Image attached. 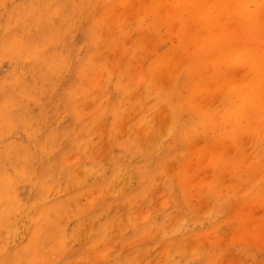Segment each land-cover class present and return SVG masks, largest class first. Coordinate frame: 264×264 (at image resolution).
<instances>
[{"label":"rangeland","instance_id":"374dc122","mask_svg":"<svg viewBox=\"0 0 264 264\" xmlns=\"http://www.w3.org/2000/svg\"><path fill=\"white\" fill-rule=\"evenodd\" d=\"M0 1L2 2L3 0H0ZM4 1H5L4 3L2 2L4 5L2 3H1L2 6L0 5V21H2L0 23L1 24V26H0V37H2L4 35L3 41H2V38L0 39V59H1V61H0V99L2 100V101L0 100V102H2L0 104V116L2 117L4 114V117H2V120L0 117V164H1V166L4 164L5 167L4 166L0 167V189H1L0 191H2V189L3 190L5 189L4 191H6L7 193L4 194V192L2 191L1 192L2 197H0V199H1L0 200V219H1V217L4 220L6 219V221L4 223H2L3 219H2V221H0V253H2L3 249L7 253L0 254L1 263L2 264L3 263L10 264V261H11V262H14L12 264H16V263L17 264L18 263L19 264H21V263L22 264H40V262H41V264H43L45 261L48 260L47 262H45V264H47V263L48 264H93L92 262H94V264H137V263L143 264L145 262L148 264H209V263L213 264V261L215 260V262H214L215 264H218V263L219 264H233V263L234 264H264V240H262V239H264V193H263L264 192L263 191L264 186L260 185V183L257 184V183L253 182L254 183L253 185L254 186L257 185V186H255V188H253V191H252V188L249 189V191H250V193H249V191H245V189H247V182L242 181V177H241L242 175L240 173L241 171H234L236 176H237V181H234V184L231 186L229 183V181H230L229 179L231 178L233 172L223 171L216 176L213 175V171L211 172L210 166H208L207 162H206L208 159V156L207 155L203 156L202 152L206 148V146L208 145L209 146L208 149L213 148L214 150H216L218 152L224 151L225 154L222 152L224 155H230L232 153V147L228 145V142H223V141L221 142L220 140L219 141L216 140L215 141L216 144L215 143L211 144L210 142L206 143L208 141V138L206 136L202 135L204 137H200L201 135L200 136H198V135L194 136V134H193L191 136L194 137L195 141L197 140L198 142L193 141L194 139H192V137L190 139V137H189L188 141H186L184 143V140L181 136H180L181 138L177 137L176 139L173 138L172 136H170V134H172V132L170 133L169 131H173V129H174V130H177L180 133H182V131L185 128H184V126H181L180 123H178V124L173 123L171 120L172 116H171L170 111L168 110L167 102H166V100H164V96H163L164 94H168L170 91L169 83H167L169 86H167L166 88L163 87V91H162L163 94H161L160 92H157L155 85H149V86H146L143 88V86L141 84L139 85L138 83L130 82L131 85L127 86L126 84H128L129 82H123L120 80V77H119L120 71H122L123 73H128V74H131L133 72L131 74V76L136 75L135 73H137V71L141 67V65H146V64L150 63V61L152 62L153 58L155 59L154 52H156L159 49H161V50H159L158 52H164V50L168 47L167 44H169L171 42L170 39H167L165 37L163 39H160V40L159 39L153 40L154 38H152V37H151V39H149L151 36L149 34H151V33L149 31H147V32L145 31V29H146L145 26H143V28H141V30H140V28L136 29L137 28L136 27V15H135L136 13L134 14V17L133 16L131 17V18H133L132 19L133 24H132V22H130V18H127V17L133 15V10H134V9H130L128 7V5H127L128 2H129V6L133 5L132 6L133 8H137L136 11H138L140 9L139 7L141 6V10H139L138 13L140 12L139 14L142 15V13H144V10L146 8L145 6L148 5V3L146 4V2H149L150 0H148V1L144 0L145 3H144V1L138 2L140 0H133V1L132 0H126V1L124 0L125 2L123 0H114L111 2V5L109 6V10L107 9L108 11L106 10V12H103L104 10H102L107 5V2L105 0H101V1L99 0L100 3L96 6H94V8H92V7H93V5H95L96 2L98 3V0H92V1H94V4H92L93 2L92 3L90 2L91 0H56L55 3H54V0H35V1H33V0H19V2H18V0H13L14 2H18L19 5L18 4L14 5V2L12 0H7V1L4 0ZM30 1H32V2H30ZM120 1L124 2V3L122 4ZM130 1H132V2H130ZM134 1L136 2V5H135ZM116 2H118V3H116ZM153 2L155 5L158 2V0H155ZM5 3H6V5H5ZM11 3L13 4V6L11 7V10L13 12L8 13L9 11H11L9 9V6H11ZM51 3H53V4H51ZM89 3L92 4V7H91L92 9L90 8V11L88 10L90 7ZM112 3L115 5H113ZM118 4L119 5L122 4V6L119 7ZM25 5L27 7H24ZM80 5H82L81 11L79 10L80 9L79 7H81ZM103 5H104V7H103ZM125 5L127 6V8H129L130 11L131 10L132 11H131V13L129 11L130 14H128L126 16L125 21H124V19H121V16L123 18V14L126 10ZM111 6H115L116 9H119L121 7H122L121 9H123L125 7L123 10L124 12L123 11H122V13H121V11L117 12V10L113 7L111 8ZM117 6L119 8H117ZM134 6H137V7H134ZM13 7H15V8L12 9ZM28 7H29V9H28ZM3 8H5V11L3 10ZM19 8L23 9V10L21 9L20 13H18L20 11ZM16 9H18V10H16ZM113 9L116 11L113 12ZM26 11L28 12V14ZM109 11H110V13L113 12L114 16H115V14H116V16L118 15L117 16L118 18L115 16L117 18L116 22H114L115 20L113 19L114 24H116V23L117 24L122 23L123 25L125 24V26H123V30H121L122 27L117 30V28H119L120 26L115 27L116 25H114L113 23H111V25H109L108 24L109 22H103L101 20V18L104 16V14L109 13ZM15 12H17L16 15L14 14ZM59 12L61 14H59ZM6 13L9 16L10 15L11 16L9 17ZM126 13L127 12H125V15H126ZM12 14L15 16H13ZM86 14H87V17L85 16ZM119 14L120 15L122 14V15L119 16ZM6 15L9 18L5 17ZM113 15H111V17L115 18ZM22 16H24V17H22ZM36 16H38V17H36ZM13 17H14V19H12ZM16 17H18V18H16ZM119 17H120V21H118ZM25 18H26V20H25ZM35 18H37V19H35ZM81 19H82V22H80ZM126 20L128 23L126 22ZM14 21H16V22H14ZM29 21H31V22H29ZM129 23H131V24H129ZM127 24L129 25L128 26L129 31L130 32L132 31V33H133V34L131 33L132 36H129L130 32L127 29ZM17 25H19V26H17ZM85 25H87L88 28H86ZM101 25L104 28H102ZM113 25L115 27L114 29L117 30L115 32L113 31L114 29H112ZM110 26H111V28L108 29V27H110ZM124 27L126 28V32H125ZM57 28H59V29H57ZM85 28L88 30H85ZM95 28L96 29L98 28V29L96 30ZM105 28H107L108 30ZM100 29H102V30H100ZM105 30H107V32H109V30H110V32H109L110 34L108 33L107 37H106L107 34H103V32H105ZM120 30H121V32L119 33ZM1 32L3 33L2 35H1ZM11 32L16 33V34H12ZM107 32H105V33H107ZM111 32H113V33H111ZM124 32H125V36H121V34L124 35L123 34ZM4 33L6 35H9V37L8 36L5 37ZM20 33H21V35H20ZM145 33H147L148 35ZM10 34H12V36ZM74 34L77 36L74 37L75 36ZM94 34H95V36H94ZM139 34L141 35L140 37L138 36ZM144 34H145V36H144ZM19 35L20 36L23 35L21 37V39L19 38L20 37ZM100 35H101V37L98 38V36H100ZM102 35L104 36V38ZM126 35L129 36V40H128V36H126ZM16 36H17V38H15ZM93 36L95 37V40H94ZM137 36L139 37V39L137 38ZM5 38H7L6 41H4ZM10 38H11V41H10ZM59 38H60V40H59ZM96 38H98V39H96ZM140 38H141V41H139ZM7 40H9L8 43H11V45L7 43L9 48L7 47V45L4 46V48H3L2 47L3 45H1V44L4 43V45H5ZM12 40H14L13 41L14 44L12 43ZM91 40H92V42H91ZM96 40H98V42ZM119 40H121V43ZM136 40H137V42H135ZM146 40H148V41H146ZM152 40L155 42H153ZM15 41H17V44L19 46L16 44ZM95 41H96V44H95ZM164 41H168V43L167 42L163 43ZM84 42H85V44H84ZM117 42H118V44L120 43L121 48L118 47L119 46L118 44L115 45ZM125 42L128 44L130 43V44L129 45L125 44ZM138 42H140V43L142 42L141 46H140V43H139V45L137 44ZM148 42L149 43L151 42L152 44L150 46H147V45H149ZM89 43H92V49L90 47H88ZM124 44L127 46H125ZM156 44L157 45L159 44V45L156 46ZM12 45H14V47H12ZM122 45H124V46H122ZM142 45H144V46H142ZM153 45H154V47L155 46L156 47L152 49ZM90 46H91V44H90ZM113 46H114V48L112 49L111 47H113ZM145 46H147V47H145ZM10 47L12 48L13 51H9V50H11ZM115 47H116V49H115ZM138 47H140V49ZM144 47H145V49H144ZM164 47H165V49H163ZM105 48L107 49L106 51L108 52V55H111L110 56V59H112L111 61L112 62L114 61L115 63H111L110 59H108L109 61L107 60V58H109V57H107V52H104ZM110 48L112 49L111 54L109 53L111 51ZM109 49H110V51H108ZM117 49H119V50H117ZM124 49H125V51H124ZM150 50H152V51H150ZM74 51L75 52L77 51V53H75ZM1 52H3V53L1 54ZM90 52H91V54H89ZM116 52H117V54H116ZM126 52H127L128 58L125 55ZM150 52H151V54H150ZM19 53H21V54H19ZM32 53H34V54L37 53V56L32 54ZM142 53H143V56H142ZM15 54L16 55L18 54V55L16 56ZM144 54L148 55V57L146 56L144 58ZM115 55H117V56H115ZM120 55L121 56L123 55L122 58ZM152 55H154V56H152ZM18 56H21V57H18ZM87 56H88V58H87ZM150 56H152V57H150ZM98 57H100L101 59L100 58L97 59ZM115 57L116 58L118 57L119 59H117V61H116ZM102 58L103 59L105 58L106 60H103ZM88 59H89V61L87 63ZM140 59H142V60H140ZM10 61H11V63H10ZM33 61H35L36 63ZM50 61L53 63H51ZM80 61H82V62H80ZM106 61H108V62L105 63ZM118 61L119 62L121 61V62L119 63ZM12 62H14V64ZM31 62L33 63V65ZM131 62H132V64H131ZM16 63H17V65H16ZM117 63H119V65ZM88 64H89V67L92 69H90L88 67ZM90 64H92V65H90ZM97 64H99V65H97ZM127 64H128V67H127ZM135 64L137 66H135ZM100 65L107 67L106 69L108 71H111L112 66H113L112 67V69H113L114 67H116L118 65L116 67V69L114 68L115 72L112 70L116 74H114L112 71H111V73L110 72L108 73V75H112V77H111L112 79L109 78L111 81L108 80V81H106V83L104 82L105 80H107V77H109V76L108 75H107V77L105 76L106 75V72L104 71L105 68L104 67H98ZM109 65H112V66H109ZM14 66H16L15 69L13 68ZM95 66H97L98 68H96ZM86 67H88V68H86ZM102 68H104V69H102ZM126 68H128V69L126 70ZM131 68H134V69L132 70ZM172 69H171V71H172ZM79 70L81 71L80 74H78ZM129 70H130V72H129ZM98 71H100V72H98ZM92 72H95V73L98 72V73L95 74ZM10 73H12V74L10 75ZM76 75H77V77H76ZM89 75H90L92 80L89 78ZM95 75H96L97 79L96 78L94 79ZM10 76H11V78H10ZM34 78L37 79V81L34 80ZM76 79H77V82H76ZM89 79H90V81H89ZM102 79H105V80L103 81L104 82L103 85L101 83L102 87L99 89V86H101V85L98 82H99V80L101 82ZM113 79H114V83H116V85L113 83ZM78 80H80V82ZM86 80L89 82H87ZM2 81L4 83H2ZM41 81H43V82H41ZM11 83H14V84H11ZM88 83L90 84V86ZM162 85H163V83H162ZM22 86H23L24 90H22ZM68 86L70 88H68ZM12 87H15L14 89H16V90L14 91V89ZM104 87H106V88H104ZM133 87H134V89H133ZM138 87H139V89H138ZM9 88H10V90H9ZM86 88H87V91L89 92L88 95L86 94V92H87ZM90 88H91V90L96 89L95 92L91 91ZM103 88L105 91L103 90ZM74 89H77L76 92ZM83 89H85L86 92ZM136 89H137V91H136ZM3 91H5V93ZM6 91L8 93H6ZM28 91H29V93H27ZM114 91H116V92H114ZM124 91H125V93H124ZM77 92H78V95H77ZM84 92H85V95H83ZM65 93H66V95H65ZM79 93H81V94H79ZM4 94H7V95L5 97H3ZM139 95H142V96H140V98H139ZM20 96H21V99L18 98ZM77 96H79V97L77 98ZM84 96H86V97H84ZM132 96H134V98ZM168 96L171 98L175 97V96H172L171 94H169ZM122 97L123 98L125 97L124 100ZM54 98H55V100H54ZM93 98L95 100H92ZM126 98H130L132 100H134V99L139 100L140 103H142V100H145V103H149V105L145 104L143 102L144 106H143V104H141L142 106H140L139 102H137V104H136V100H134L135 103H134V101L132 103V101L130 99L126 100ZM144 98H148V102H147V99H144ZM149 98H150V100H149ZM81 99H83V101ZM121 99H122V101H121ZM91 100H92V102H91ZM125 100H126V102H124ZM8 101H9V103H8ZM36 101L38 102V104L36 103ZM102 101H104V102H102ZM128 101H130V103H132V104H129ZM89 102H91V103H89ZM97 102H98V104H100V103L101 104L98 105ZM111 102L113 103L112 105H111ZM114 102L117 103V106L115 105ZM105 104L107 106L104 107L103 105H105ZM128 104L131 105V106H128L130 108L129 111L127 110L129 108L125 107ZM120 105L124 106L125 108L120 109V107H122ZM109 106L111 109L107 108ZM89 107H90V111H89ZM112 107H114V109ZM133 108H135V112L131 111V110H134ZM117 109H119L120 111H118ZM25 110H27L29 113H32V114L28 115L25 112ZM92 110H94V111H92ZM110 110H112V111H110ZM116 110L118 111V113ZM123 110H124V112H123ZM35 111L37 112V114ZM158 111H160V113H158ZM131 112L133 113L132 115H131ZM162 112H165V114ZM147 114H148V116H147ZM157 114H159V116H162V117L160 118L159 116H156ZM32 115L33 116L35 115V117H33ZM36 115H37V117H36ZM112 115H113V117H112ZM117 115H118V117H117ZM136 115H138V118L135 117ZM139 115L141 116V118ZM59 116H61V117H59ZM84 116H85V118H84ZM97 116H98V118H97ZM126 116L127 117L129 116V117L127 118ZM16 117H17V119H16ZM43 117H44V119H43ZM54 117H55V119H54ZM87 117H88V121H86ZM114 117H117L118 119L114 118ZM148 117H150V119ZM157 117H159V118H157ZM181 117H182V119H185L186 115H184V117L182 115ZM3 118H4V120H3ZM36 118H38V119H36ZM57 118H58V120H57ZM72 118H73V120H72ZM91 118H92V120H91ZM93 118H94V122H93V125L91 124L92 125L91 126L90 124H88V122L91 123L93 121ZM112 119H114V120L117 119V120L114 121ZM166 119H167V121H166ZM44 120H46V121H44ZM132 120H134V121L130 122ZM154 120H156V122ZM95 121L96 122L98 121V124ZM99 121H101L102 123ZM112 121H113V125L111 123ZM142 121H143V124H142ZM4 122H5V124H4ZM45 122L47 125H45ZM57 122H59V123H57ZM148 122L150 123L151 126L149 125ZM153 122H155V123H153ZM162 122H163V125H161ZM66 123H67V125H66ZM102 124H103V126H102ZM135 124H137L138 126H136ZM64 125H66V126H64ZM123 125H125V127H127V129H124ZM167 125H170L171 127L170 126L166 127ZM83 126H87V127H83ZM89 126H90V128H89ZM132 126H134L136 128H134ZM157 126H158V128H157ZM52 127H54V128L52 129ZM120 127H123V128H120ZM129 127H132V128H129ZM150 127H151V129H150ZM49 128H50V130H49ZM95 128L98 130V132H97V130H95ZM106 128H107V130H106ZM123 129L125 131H123ZM137 129L143 130V132L141 131V133H142L141 135H140V131H139V133L138 132L135 133V130H137ZM15 130L17 132H15ZM116 130H119L118 134H117ZM145 130L148 131L149 133L146 132ZM162 130L164 132H162ZM21 131H22V133H21ZM144 131L147 135L144 136V138H143V134L145 135ZM155 131H157V132H155ZM23 132H24V134H23ZM129 132H130V135H129ZM20 133H21V136H19ZM132 134L133 135L135 134V135L133 136ZM157 134H159V135L157 136ZM14 135H16V136H14ZM24 135H26V137ZM150 135H151V137H149ZM162 135H164L165 138L164 137L162 138ZM13 136H14V139H13ZM33 136H35V137H33ZM156 136H157L156 142H154ZM195 137H197V138H195ZM9 138H11L13 141ZM141 138H143L144 141L139 143ZM6 139H7V142H6ZM26 139H28V140H26ZM19 140H21V141H19ZM29 140H30V143H28ZM18 141L20 142V144ZM131 141L133 142L134 145L132 144ZM203 141H204V143H203ZM11 142H12V144H10L11 145L10 146L9 143H11ZM37 142H38V145H37ZM153 142L158 147V148L155 147V145L153 144L155 150L154 149L152 150V148H150V145ZM34 143H35V145H34ZM44 143H46V144H44ZM158 143H161V144H158ZM190 143L191 144L194 143V144L191 145ZM29 144H31V145H29ZM139 144H140V146H139ZM145 144H146V146H145ZM148 144H149L150 149H148ZM189 144L191 145L190 147H188ZM204 144H206V145H204ZM129 145H130V147H132V146L133 147L130 148ZM164 145H165V147L162 150ZM15 146H16V148H15ZM91 146L93 148L96 146V148L93 149V148H91ZM217 146H218V148H220V146H221L222 149L217 150ZM98 147H100V149ZM151 147H153V146H151ZM187 147H188V149H187ZM159 148H160V150H159ZM189 148L194 152L192 154L193 157L196 156V159H194L191 155L194 162L191 160V157H189V155L191 154V150ZM15 149H16V151H15ZM22 149H24L26 151V153L24 152V150L22 151ZM41 149H43V150H41ZM97 149H99V150H97ZM156 149H158V150H156ZM226 149H228V151ZM10 150H12V151H10ZM137 150H138V152H136ZM32 151H34V152H32ZM83 151H86V152L83 153ZM156 151H158L157 152L158 154L156 153ZM170 151L172 153H170ZM189 151H190V153H189ZM211 151H212V149H211ZM230 151H231V153H229ZM13 152H15L14 153L15 156L13 155ZM146 152H148V154ZM166 152H168V153H166ZM8 153H10V154H8ZM131 153H133V154H131ZM182 153H184V154L182 155ZM169 154H171V155H169ZM9 155H10L11 159L8 158ZM72 155H73V157H72ZM11 156H13L14 158L12 159ZM128 156H130V159ZM151 156H152V159H151ZM164 156L166 159L162 160L164 158ZM172 156H174V159H176V160H174ZM175 156H176V158H175ZM37 157H39V158H37ZM127 157H128V159H127ZM185 157H186V159L189 158L188 160H190V161L188 162V160H185ZM7 158L9 161L7 160ZM43 158H46V159H43ZM75 158H79V159H77L78 161ZM137 158H139V159H137ZM4 159H5V163H4ZM102 159H103V161H102ZM136 159L137 160L141 159V161L137 162ZM169 159H171V160H169ZM202 159L205 160L204 162H206V163H204L202 161ZM151 160H152V162H151ZM160 160H162V161H160ZM172 160L175 161L173 164H172V162H173ZM11 161L14 163L9 165V163H11ZM41 161L43 162V167H41L42 166ZM45 161L47 162L46 164H47L48 168H44V167H46ZM164 161L166 164H164ZM199 161H200V163L202 161L203 165L202 164L201 165H202V167L207 168V170L205 169L207 172H205V171L203 172V169L201 168V170L203 172L202 173L200 168H197V166L199 167V165H200V163H198ZM158 162H159V164H158ZM181 162L183 164H181ZM186 162H187V164H186ZM17 163H19V164H17ZM146 163L150 164V165L147 166ZM179 163L182 165V166H179L180 168L178 167ZM21 164L24 166V168L26 167V169H27L26 171L23 168V166H21ZM50 164H52V165H50ZM143 164H144V166L141 167V165H143ZM169 164H171V167H173L172 169L170 166H166ZM191 164H192V166H191ZM13 165L15 167H13ZM54 165L56 166V168L54 167ZM159 166H160V168H159ZM143 167H144V169H143ZM163 167L167 168V169L165 168L166 171ZM190 167H192V168H190ZM139 168H140V171H139ZM158 168L160 170H158ZM176 168L181 169L182 170L181 173H180V171L176 172V170H177ZM14 169H15V171H20L19 172L20 175L16 174L15 171L13 172ZM53 169H55L56 171L55 170L53 171ZM124 169H125V172H123ZM135 169L139 172H136ZM141 169L143 170V172H141L142 171ZM156 169H157V171H156ZM163 169H164V172H163ZM28 170H30V171H28ZM21 172L23 174L25 172L27 175L21 176V174H22ZM133 172H135V173H133ZM173 172L180 173L179 174L180 176L178 174L176 175V173L174 174ZM237 172H239V174H237ZM11 173H13V174H11ZM14 173H15V175H14ZM59 173H60V175H59ZM103 173H104V175H103ZM170 173H171V176H170ZM172 173L176 177L173 176ZM209 173H210V175H213L212 176L213 178L209 175ZM227 173L230 175L229 179H228L229 175L226 176ZM30 174L32 175L33 178L28 177V176H31ZM16 175H18L17 179H16ZM9 176H12V177H9ZM19 176H21V177H19ZM122 176H124V177H122ZM172 176L174 177V179L172 178L173 180L171 181L169 179H171ZM177 176H179V177H177ZM203 176L204 177L209 176V179L207 178V180H206ZM263 176H264V174H263ZM22 177H24L23 179H25L24 182H23V179L21 180ZM26 177H28V179L30 178L29 181H27L28 179ZM195 177H196V179H195L196 181L194 180ZM200 177H203V179H205V181H203V180L198 181V180H200L199 179ZM238 177H239V179H238ZM32 179H36V180H32ZM38 179H39L40 188H39V186H36L38 184V183H36V182H38L37 181ZM96 179H98V180H96ZM211 179H213V180H211ZM225 179H227L229 181L226 182ZM260 179H261V176H260ZM263 179H264V177H263ZM8 180H10V181L7 182ZM41 180H44L43 181L44 183L41 182ZM186 180H190L191 182L186 181ZM16 181L18 182V184ZM34 181L36 184L33 183ZM47 181H49V184H47ZM85 181H87V182L85 183ZM170 181H171V183H170ZM177 181H178V183H177ZM209 181L211 183H209ZM214 181L216 183H219V185H217L218 188H216L215 191L212 189ZM240 181H242V182H240ZM173 182H176V183H173ZM181 182L185 185V188H183L184 185L182 186ZM196 182H197V186L195 185ZM257 182H259V181H257ZM10 183H11V185H10ZM168 183L170 185L176 184L177 186L175 185L176 187L175 186L172 187L173 185L170 186ZM5 184H6V186H5ZM71 184L73 186H71ZM242 184H243V186H242ZM180 185L182 187H180ZM11 186H14L12 188V190L13 189L14 190H13V192L10 193ZM199 186H201V187H199ZM235 186H236V188H235ZM241 186H242V188H244V190H240L238 192V189ZM189 187H190V190H189ZM196 187H199V189L202 192L200 190H197V189L195 190ZM192 188H194L195 191ZM206 188H208V189L210 188V190L212 192H210V190L207 191ZM228 188H229V192L227 191ZM160 190H162V191H160ZM176 190L180 196L178 195V193H176ZM133 191H135V192H133ZM170 191H171V193H170ZM243 191H245V192L243 193ZM160 192H162V193H160ZM196 192H199V194L198 193L195 194ZM235 192H237L238 194L237 193L235 194ZM257 192H259V194L261 192V195L258 196ZM9 193L11 195H9ZM105 193L107 194L108 197L106 196ZM211 193L213 194L212 196L210 195ZM248 193H249V195H247ZM262 193H263V195H262ZM141 194H142V196H141ZM184 194H185V196H184ZM245 194H246V196H245ZM103 195H104V197H103ZM164 195H165V197H164ZM207 195H208V197H207ZM227 195L230 197H228ZM242 195H244V196H242ZM53 196H55V197H53ZM61 196H63V197H61ZM148 196L149 197L151 196L150 197L151 201L149 200ZM202 196L205 198L202 199ZM235 196H237V197H235ZM9 197H11V198H9ZM92 197H95V198H92ZM177 197H178V199L176 200ZM183 197H184L185 202L188 201L187 204L184 203V201L182 200ZM244 197L248 198L249 200L248 199L245 200ZM253 197H255V198H253ZM256 197H258L257 200H255ZM115 198L118 200H116ZM225 198H229V199H225ZM240 198L241 199L243 198V199L241 200ZM250 198L252 199V201ZM16 199H17V201H16ZM50 199H52V200H50ZM86 199H87V201H85ZM189 199L191 201H189ZM205 199H206V202H205ZM210 199H211V201H210ZM170 200H171V202H170ZM194 200H198L199 204H197ZM208 200H209L211 206H208L209 203L206 204ZM235 200L238 202H236ZM69 201L71 202V207H70ZM96 201H97V203H96ZM193 201L195 203H193ZM203 201L205 203H202ZM213 201H215L216 205L213 204L214 203ZM176 202H178V203H176ZM191 202L195 205H193V204L191 205ZM15 203H16V205H18V203H19V205L16 206ZM205 204L208 206L207 207L208 209L212 207V204L215 207L213 209H209V213H207L205 211L208 209L205 210V208H204ZM14 205L16 206L17 209H19V207L21 205L20 208H22L23 210L21 211L19 209V212H18V210L16 211V209L14 210L13 209ZM43 205H45V206H43ZM83 205H85V206H83ZM109 205H111V206H109ZM188 205H191L192 206L191 208L193 210L190 209V206H188ZM226 205L228 206V208ZM232 205L234 206L233 207L234 210L232 208ZM133 206H134V208H133ZM223 206H225V207L223 208ZM193 207H195V210ZM40 208H43L46 210L42 211V209H40ZM10 209H13V210H10ZM26 209H28V210H26ZM161 209H162V211H161ZM216 210L217 211L219 210V211L217 212ZM46 211L48 212V214H46V216L49 215V212H51L50 213L51 216L49 215L47 218H46V216H43L42 213L45 214ZM88 211H89V213H87ZM249 211H251V212H249ZM38 212H39V214L37 216ZM123 212H124V214H123ZM192 212H194V213H192ZM195 212H199V213H197V215H196ZM213 212H215V214H213ZM77 213H80V215ZM182 213H184V214H182ZM191 213H192V215H191ZM198 214H200V216ZM243 214H245L244 215L245 218L242 216ZM123 215H124V217H123ZM134 215H135V217H134ZM207 215H208L209 219L207 218ZM231 215H234L233 216L234 218ZM20 216L22 219L20 218ZM63 216H65V217H63ZM70 216H71V218H70ZM177 216H179L180 218ZM181 216H183V217H181ZM50 217H51V219H50ZM173 217L175 218V221H174ZM194 217H196L195 218L196 220L194 219ZM229 217L231 218V220ZM206 219L210 220V221H207ZM20 220H21V222H20ZM48 220L50 221L51 225L50 224L46 225V223H48ZM229 220L233 221V222H228L230 224H229V226H226L228 224V223H226V221H229ZM95 221H96V223H95ZM120 221H122V222H120ZM168 222L171 224H169ZM181 222H182V224H181ZM1 223L4 224L5 226L2 225ZM5 223H7V224H5ZM43 223H45V225ZM87 223H88V225H87ZM124 224H125V227H124ZM165 224H166V226H165ZM176 224L177 225L181 224V225H180V227H178ZM207 224H209V226ZM9 225H10V227H8ZM120 225L122 226V229H121ZM115 227L117 229H115ZM129 227H130V229H129ZM85 228L87 229L86 231H85ZM174 228H176V229H174ZM20 229L21 230L23 229V231H21ZM143 229H144V231H143ZM173 229H174V231H173ZM158 230L161 232H159ZM259 230H262V232H258ZM17 231H19V232H17ZM79 231H81V233ZM156 231H157V233H156ZM130 232H131V234H130ZM202 233L205 234L206 239ZM207 233H209V234H207ZM251 233H252V235H251ZM256 233H258L257 234V236H258L257 241L258 242L256 241L255 243L254 242L252 243L250 239H252V241H255V237H257L255 235ZM44 234H45V237L43 236ZM56 234H58V236H56ZM120 234H121V236H120ZM152 234H153V236H152ZM165 234H166V236H165ZM211 234H213V235L215 234L216 236H215V238H211V240H210L209 237L213 236ZM229 235H230V237H228ZM240 235H242V236L240 237ZM88 236H90V237H88ZM187 236H188V238H187ZM43 237H44V240L42 239ZM216 237H217V239H216ZM138 238H140V239L138 240ZM202 238H204V240H206L205 241L206 244L204 243V240ZM54 239H55V241H52ZM189 239H192V240L188 241ZM207 239H209V240L207 241ZM77 240L79 241L78 243H77ZM177 240H178V242H177ZM43 241H45V242H43ZM184 241H186V243L183 244ZM191 241H192V244H191ZM51 242H54V243H51ZM193 242L197 245H195ZM104 243H105V245H104ZM127 243L129 245H127ZM154 243H155V246H154ZM170 243H172V245H173L172 249L170 250L172 253L169 251V249L171 248ZM102 245H103V247H102ZM162 245H164L165 247L164 246L161 247ZM177 245H179V246H177ZM180 245L182 246V248ZM110 246H114V247H112L113 249ZM152 246H154V247H152ZM169 246H170V248H169ZM189 246H190V248H189ZM121 247H123L124 249L122 248L123 249L122 250ZM7 248H9V249H7ZM10 248L13 250H10ZM160 248H161V250H160ZM176 248L178 249V253L175 254V252H177ZM100 249H101V251H100ZM202 249H204V250H202ZM21 250H22V252H19ZM181 250H183V251H181ZM192 250L193 251L197 250V253L194 252V254H193ZM10 251H13L12 254H9ZM95 251H98V252H95ZM113 251H115V252H113ZM167 251L169 254L167 253ZM208 251H211V252H208ZM173 252H174V254H173ZM15 253L18 255L21 253L20 257L17 256L18 259L20 258L19 262L16 261L17 258L12 261V259L14 257H16ZM52 253H53V255H52ZM158 253H160V254H158ZM190 253H192L193 255H190ZM132 254H134L133 257H132ZM171 254H173V255L171 256ZM186 254H187V257H186ZM199 254H201V255H199ZM24 255L26 256V258H24L25 257ZM39 255H40V257H42V261L44 260L43 262L40 261L41 260L40 258H39L40 260L37 261ZM166 255H167V257H166ZM2 256H4V257H2ZM206 256H207V258H205ZM177 257H180V258H177ZM109 259H111V260H109ZM145 259L148 261H146ZM165 259H166V261H165ZM204 259H206L207 261ZM5 260H9V262L8 261L5 262ZM143 260H144V262H143ZM15 261H16V263H15ZM49 261L51 263H49ZM170 261H171V263H170ZM155 262H157V263H155ZM204 262H206V263H204Z\"/></svg>","mask_w":264,"mask_h":264},{"label":"bare ground","instance_id":"6f19581e","mask_svg":"<svg viewBox=\"0 0 264 264\" xmlns=\"http://www.w3.org/2000/svg\"><path fill=\"white\" fill-rule=\"evenodd\" d=\"M7 1V0H6ZM13 1V0H12ZM33 1H35V0H33ZM55 1L56 0H54V3H55ZM101 1V0H100ZM106 2H107V5H106V7H104V5H103V9L102 10H104L103 12H106V10L108 9L109 10V6L111 5V2L112 1H114V0H105ZM124 1V0H123ZM126 1V0H125ZM124 1V2H125ZM133 1V0H132ZM132 1H130V2H132ZM141 1H144V0H140V1H138V2H141ZM146 1H148V0H146ZM153 1H155V0H150L149 2H146V4L148 3V5L147 6H145L146 8H145V10H144V13H142V15H140L139 13H138V11L139 10H141V6L139 7L140 9L138 10V11H136L137 10V8H133L131 5L129 6V2H128V7L130 8V9H134L133 10V15H131V16H129V17H127V18H130V22H132V19L133 18H131L132 16L134 17V14L136 15V29H139L140 28V30H141V28H143V26H145L146 27V29H145V31L147 32V31H149L151 34H149V35H151L150 36V38L149 39H151V37L152 38H154L153 40H160V39H163L164 37L165 38H167V39H170L171 40V42L169 43V44H167L168 45V47L165 49V47L163 48V49H165L164 50V52H158L159 50H161V49H159V50H157L156 52H154V54H155V59L153 60L152 58V62L150 61V63H148V64H146V65H141V67L138 69V71H137V73H135L136 75H134V76H131V74L133 73L132 71V73L131 74H128V73H123L122 71H120L119 73H120V75H119V77H120V80L121 81H123V82H129L128 84H126L127 86H129V85H131L130 84V82H135V83H138L139 85L141 84L142 86H143V88L144 87H146V86H149V85H155V87H156V90H157V92H160L161 94H163V87L164 88H166L167 86H169L170 85V91H169V93L168 94H164L163 96H164V100H166V102H167V106H168V110L170 111V113H171V116H172V118H171V120H172V122L173 123H180V125L181 126H184V130L182 131V133H180L179 131H177V130H174L173 129V131H169L170 133L172 132V134H170V136H172L173 138H177V137H182L183 138V140H184V143L186 142V141H188V138L190 137V139H191V135H193L194 134V136L195 135H198V136H200V137H204V136H206L207 138H208V141L206 142V143H215V141L216 140H220L221 142L223 141V142H228V145L229 146H231L232 147V153H231V151L229 152V153H231L230 155H224L225 153H224V151H222V152H218V151H216V150H214L213 148H209L208 149V145L206 146V148L203 150V156L204 155H207L208 156V159H207V165L208 166H210V169H211V172L213 171V175L214 176H216V175H218L219 173H221V172H223V171H229V172H233L232 173V176H231V178H230V175L227 173L226 174V176L227 175H229V177H228V179L230 180H227V179H225L226 180V182L227 181H229V183H230V186L231 185H233L234 184V181H237V176H236V174H235V172L234 171H241L240 173H241V177H242V181L244 182H247V189H245V191H249V189H251L252 188V191H253V188H255V186H257V185H253L254 183H260V185H263L264 186V179H263V174H264V0H158V2L154 5V2ZM3 3L5 2L4 0L2 1ZM1 1H0V5H1V3H2ZM14 2V1H13ZM18 2H19V0H18ZM18 2H14V5H16V4H18ZM30 2H32V1H30ZM58 2V1H57ZM92 4H94V1H90ZM121 2V1H120ZM124 2H121L122 4L124 3ZM135 2V1H134ZM2 3V4H3ZM10 3V2H9ZM26 3V2H25ZM97 3V2H96ZM95 3V5H93V7H92V4H90L89 3V5H90V7H89V11H90V8L92 7V8H94V6H96V5H98L100 2H99V0H98V3L96 4ZM116 3H118V2H116ZM144 3H145V1H144ZM50 4V3H49ZM51 4H53V3H51ZM113 4V3H112ZM122 4L121 5H119V7L120 6H122ZM4 5V4H3ZM5 5H6V3H5ZM19 5V4H18ZM113 5H115V4H113ZM135 5H136V2H135ZM143 5V4H142ZM2 6V5H1ZM13 6V4L11 3V6H9V9L11 10V7ZM81 7H79L80 9V11L82 10L81 8H82V5H80ZM126 6V5H125ZM138 6V5H137ZM137 6H134V7H137ZM19 7V6H18ZM17 7V8H18ZM24 7H27L26 5L24 6ZM102 7V6H101ZM115 8V6H111V8ZM118 6H117V8H119ZM132 7V8H131ZM143 7V6H142ZM6 8V7H5ZM5 8H3V10L5 11ZM15 7H13L12 9H14ZM31 8V7H30ZM91 8V9H92ZM122 8V7H121ZM121 8H119V9H116L117 10V12H119V11H121V13H122V11L124 10V8L123 9H121ZM129 8H127V6H126V10H125V12H127L126 13V15H125V12H124V14H123V18H122V14L120 15L119 14V16H121V19H124V21H125V18H126V16L128 15V14H130L131 13V11L129 10ZM8 9V10H9ZM22 9V8H21ZM21 9L19 8V12L18 13H20L21 12ZM25 9V8H24ZM28 9H29V7H28ZM27 9V10H28ZM60 9V8H59ZM16 10H18V9H16ZM23 10V9H22ZM107 10V11H108ZM111 10V9H110ZM116 10H114L113 9V12H115ZM3 11V12H4ZM39 11V10H38ZM43 11V10H42ZM57 11V10H56ZM129 11H130V13H129ZM13 11L11 10V11H9L8 13H12ZM27 12V11H26ZM113 12L112 13H110V11H109V13H107V14H104V16L101 18V20L103 21V22H109L108 24L109 25H111V23H113L114 24V22H116V19L118 18L117 16H116V14H115V16L117 17H115L114 15H113ZM116 12V13H117ZM143 12V11H142ZM16 13L17 12H15L14 14L16 15ZM91 13V12H90ZM7 14V13H6ZM27 14H28V12H27ZM59 14H61L60 12H59ZM89 14V13H88ZM138 14V15H137ZM8 15V14H7ZM7 15L5 16V17H7ZM13 15V14H12ZM15 15H13V16H15ZM24 15V14H23ZM111 15H113L115 18H113V17H111ZM9 16V15H8ZM11 16V15H10ZM9 16V17H10ZM62 16V15H61ZM60 16V17H61ZM86 17H87V14L85 15ZM9 17H7V18H9ZM22 17H24V16H22ZM21 17V18H22ZM36 17H38V16H36ZM85 17V18H86ZM95 17V16H94ZM16 18H18V17H16ZM63 18V17H62ZM89 18V17H88ZM12 19H14V17L12 18ZM35 19H37V18H35ZM64 19V18H63ZM115 21H114V20ZM25 20H26V18H25ZM128 20V19H127ZM127 20H126V22H127ZM7 21V20H6ZM114 21V22H113ZM118 21H120V17H119V19H118ZM123 21V20H122ZM123 21V22H124ZM2 21H0V23H1ZM14 22H16V21H14ZM29 22H31V21H29ZM38 22V21H37ZM80 22H82V19H81V21ZM89 22V21H88ZM128 23V22H127ZM20 24V23H19ZM36 24V23H35ZM88 24V23H87ZM121 24V25H120ZM129 24H131V23H129ZM132 24H133V22H132ZM13 25V24H12ZM15 25V24H14ZM48 25V24H47ZM108 25V26H109ZM114 25H116L115 27H118V26H120L119 28H117V30L118 29H120L121 27V30H123V26H125V24L123 25L122 23H116V24H114ZM114 25L112 26V29H114L115 27H114ZM0 26H1V24H0ZM7 26V25H6ZM17 26H19V25H17ZM37 26V25H36ZM86 26V28H88L87 27V25H85ZM128 24H127V29H128V31H129V28H128ZM131 26V25H130ZM135 26V25H134ZM40 27V26H39ZM101 27H102V25H101ZM7 28V27H6ZM20 28V27H19ZM85 28V30H88V29H86ZM99 28V27H98ZM97 28V29H98ZM102 28H104V27H102ZM111 28V26L110 27H108V29H110ZM125 28V27H124ZM134 28V27H133ZM57 29H59V28H57ZM96 29V28H95ZM96 29V30H97ZM105 29H107V28H105ZM107 29V30H108ZM111 29V30H112ZM135 29V28H134ZM31 30V29H30ZM100 30H102V29H100ZM107 30H105V32H107ZM117 30H113L114 32L115 31H117ZM121 30L119 31V33L121 32ZM13 31V30H12ZM91 31V30H90ZM139 31V30H138ZM92 32V31H91ZM105 32H103V34H107L106 35V37L108 36V33L110 32V30H109V32H107V33H105ZM125 32H126V28H125ZM125 32L123 33L124 35H122L121 34V36H125ZM130 32V31H129ZM128 32V33H129ZM141 32V31H140ZM7 33V32H6ZM12 33V32H11ZM18 33V32H17ZM27 33V32H26ZM33 33V32H32ZM75 33V32H74ZM77 33V32H76ZM94 33V32H93ZM111 33H113V32H111ZM131 33H132V31L130 32V35L129 36H132L131 35ZM138 33V32H137ZM3 33L1 32V35H2ZM5 34V33H4ZM12 34H16V33H12ZM12 34H10L11 36H12ZM44 34V33H43ZM91 34V33H90ZM110 34V33H109ZM133 34V33H132ZM141 34V33H140ZM138 35L139 37L141 36V35ZM145 34H147V33H145ZM145 34H144V36H145ZM20 35H21V33H20ZM19 35V36H20ZM49 35V34H48ZM75 35V34H74ZM93 35V34H92ZM128 35H126V36H128ZM143 35V34H142ZM148 35V34H147ZM4 36V35H3ZM3 36L2 37H0V39L2 38V41H3ZM9 37V35H6L5 34V37ZM15 36V35H14ZM13 36V37H14ZM23 36V35H22ZM22 36H20L19 38L21 39V37ZM59 36V35H58ZM77 35H75L74 37H76ZM94 36H95V34H94ZM93 36V37H94ZM103 36V35H102ZM110 36V35H109ZM129 36H128V40H129ZM137 36V38L139 39V37ZM80 37V36H79ZM99 37H101V35L100 36H98V38ZM15 38H17V36L15 37ZM88 38V37H87ZM98 38H96V39H98ZM103 38H104V36H103ZM136 38V39H137ZM6 39L7 38H5L4 39V41H6ZM19 39V40H20ZM35 39V38H34ZM44 39V38H43ZM127 39V38H126ZM59 40H60V38H59ZM88 40V39H87ZM94 40H95V37H94ZM100 40V39H99ZM144 40V39H143ZM142 40V41H143ZM152 40V41H153ZM174 40V41H173ZM8 41L9 40H7V42H6V44L4 45V43H2L1 45H3L2 47L4 48V46H6L7 45V43H8ZM10 41H11V38H10ZM13 41L14 40H12V43H13ZM97 42H98V40H96ZM96 41H95V44H96ZM120 41V43H121V40H119ZM139 41H141V38H140V40ZM146 41H148V40H146ZM150 41V40H149ZM151 41V42H152ZM16 42V44H17V41H15ZM28 42V41H27ZM59 42V41H58ZM91 42H92V40H91ZM116 42V41H115ZM127 42V41H126ZM125 42V44H128V43H126ZM135 42H137V40L135 41ZM144 42V41H143ZM149 43L148 42V44L149 45H147V46H150L152 43ZM153 42H155V41H153ZM165 42H167L168 43V41H164L163 43H165ZM60 43V42H59ZM75 43V42H74ZM94 43V42H93ZM120 43L118 44V42L115 44V45H119L118 47L119 48H121L120 47ZM139 43L140 42H138L137 44L139 45ZM147 43V42H146ZM162 43V44H163ZM8 44H10L11 45V43H8ZM14 44V43H13ZM71 44V43H70ZM84 44H85V42H84ZM90 44H91V46H90ZM124 44V45H125ZM130 44V43H129ZM128 44V45H129ZM141 44H142V42L140 43V46H141ZM18 45V44H17ZM74 45V44H73ZM83 45V44H82ZM114 45V46H115ZM124 45H122V46H124ZM155 45V44H154ZM154 45L152 46V49L153 48H155L156 46H158L157 44H156V46L154 47ZM161 45V44H160ZM19 46V45H18ZM58 46V45H57ZM63 46V45H62ZM77 46V45H76ZM79 46V45H78ZM95 46V45H94ZM114 46L113 47H111L112 49L114 48ZM125 46H127V45H125ZM142 46H144V45H142ZM147 46H145V47H147ZM7 47H8V45H7ZM12 47H14V45H12ZM29 47V46H28ZM56 47V46H55ZM88 47H90L91 49H92V43H89V46ZM117 47V48H118ZM145 47H144V49H145ZM9 48V47H8ZM64 48V47H63ZM94 48V47H93ZM110 48V49H111ZM139 49H140V47H138ZM142 48V47H141ZM149 48V47H148ZM2 49V48H1ZM10 49L11 50H9V51H13L12 50V48L10 47ZM56 49V48H55ZM110 49L108 50V51H110ZM112 49H111V51L109 52L110 54L112 53ZM115 49H116V47H115ZM126 49V48H125ZM125 49H124V51H125ZM4 50V49H3ZM19 50V49H18ZM90 50V49H89ZM107 49L105 48V51L104 52H107L106 51ZM117 50H119V49H117ZM136 50V49H135ZM147 50V49H146ZM20 51V50H19ZM27 51V50H26ZM83 51V50H82ZM92 51V50H91ZM137 51V50H136ZM150 51H152V50H150ZM75 52V51H74ZM80 52V51H79ZM89 52V51H88ZM138 52V51H137ZM3 52H1V54H2ZM25 53V52H24ZM31 53V52H30ZM75 53H77V51L75 52ZM115 53V52H114ZM121 53V52H120ZM119 53V54H120ZM123 53V52H122ZM14 54V53H13ZM19 54H21V53H19ZM32 54H34V53H32ZM89 54H91V52L89 53ZM116 54H117V52H116ZM124 54V53H123ZM150 54H151V52H150ZM153 54V53H152ZM16 55V54H15ZM18 55V54H17ZM16 55V56H17ZM34 55H36L37 56V53L36 54H34ZM78 55V54H77ZM88 55V54H87ZM125 55H126V57L128 58V55H127V52L125 53ZM135 55V54H134ZM13 56V55H12ZM39 56V55H38ZM44 56V55H43ZM57 56V55H56ZM80 56V55H79ZM110 56L111 55H108V52H107V57H109V58H107V60L108 59H110ZM115 56H117V55H115ZM121 56V55H120ZM119 56V57H120ZM123 56V55H122ZM122 56H121V58H122ZM130 56V55H129ZM142 56H143V53H142ZM148 57V55H146V54H144V58L145 57ZM152 56H154V55H152ZM152 56H150V57H152ZM18 57H21V56H18ZM17 57V58H18ZM35 57V56H34ZM113 57V56H112ZM37 58V57H36ZM87 58H88V56H87ZM100 57H98L97 59H99ZM114 58V57H113ZM116 58V57H115ZM15 59V58H14ZM101 59V58H100ZM103 59V58H102ZM117 59H119L118 57L116 58V61H117ZM150 59V60H151ZM6 60V59H5ZM86 60V59H85ZM84 60V61H85ZM103 60H106L105 58L103 59ZM112 59H110V61H111ZM127 60V59H126ZM130 60V59H129ZM128 60V61H129ZM133 60V59H132ZM140 60H142V59H140ZM0 61H1V59H0ZM39 61V60H38ZM83 61V60H82ZM82 61H80V62H82ZM88 61H89V59L87 60V63H88ZM109 61V60H108ZM108 61H106L105 63H107ZM131 61V60H130ZM15 62V61H14ZM14 62H12L13 64H14ZM33 62H35V61H33ZM51 62V61H50ZM91 62V61H90ZM89 62V63H90ZM119 62V61H118ZM121 62V61H120ZM119 62V63H120ZM10 63H11V61H10ZM9 63V64H10ZM32 63V62H31ZM36 63V62H35ZM51 63H53V62H51ZM111 63H115L114 61L112 62L111 61ZM119 63H117L118 65H119ZM128 63V62H127ZM130 63V62H129ZM71 64V63H70ZM131 64H132V62H131ZM143 64V63H142ZM16 65H17V63H16ZM28 65V64H27ZM32 65H33V63H32ZM90 65H92V64H90ZM97 65H99V64H97ZM105 65V64H104ZM113 65V64H112ZM112 65H109V66H112ZM115 65V64H114ZM117 65V66H118ZM130 65V64H129ZM139 65V64H138ZM41 66V65H40ZM116 66V67H117ZM135 66H137L136 64H135ZM134 66V67H135ZM15 67L16 66H14L13 68L15 69ZM80 67V66H79ZM88 67H89V64H88ZM88 67H86V68H88ZM92 67V66H91ZM96 68H98V67H104V66H102V65H100V66H95ZM113 67V66H112ZM112 67H111V71L113 70L114 72H115V69H116V67H114L113 69H112ZM127 67H128V64H127ZM34 68V67H33ZM82 68V67H81ZM90 68V67H89ZM105 68V69H104ZM104 68H102V69H104V71L106 72V77H107V75H108V73L110 72L111 73V71H108L106 68L107 67H104ZM109 68V67H108ZM170 68V69H169ZM173 68V69H172ZM90 69H92V68H90ZM89 69V70H90ZM101 69V68H100ZM128 68H126V70H127ZM130 69V68H129ZM132 70L134 69V68H131ZM171 69H172V71H171ZM47 70V69H46ZM85 70V69H84ZM97 70V69H96ZM95 70V71H96ZM99 70V69H98ZM110 70V69H109ZM26 71V70H25ZM108 71V72H107ZM112 71V72H113ZM80 70H79V73L78 74H80ZM83 72V71H82ZM98 72H100V71H98ZM98 72H96V73H98ZM113 72V73H114ZM129 72H130V70H129ZM13 73V72H12ZM12 73H10V75L12 74ZM88 73V72H87ZM92 73H95V72H92ZM95 73V74H96ZM33 74V73H32ZM31 74V75H32ZM77 74V75H78ZM101 74V73H100ZM99 74V75H100ZM114 74H116V73H114ZM77 75H76V77H77ZM98 75V74H97ZM81 76V75H80ZM109 77H107V80H105V79H102L101 80V82H100V80H99V84L101 85V83H102V85H103V83L105 82L106 83V81H108V80H110V79H112L111 77H112V75H108ZM114 76V75H113ZM75 77V78H76ZM115 77V76H114ZM8 78V77H7ZM10 78H11V76H10ZM81 78V77H80ZM89 78L91 79V77H90V75H89ZM96 78V75H95V77H94V79ZM99 78V77H98ZM104 78V77H103ZM110 78V79H109ZM88 79V78H87ZM90 79H89V81H90ZM97 79V78H96ZM101 79V78H100ZM34 80H36L37 81V79H35L34 78ZM92 80V79H91ZM105 80V81H104ZM31 81V80H30ZM40 81V80H39ZM79 82H80V80H78ZM83 81V80H82ZM87 81V80H86ZM89 81H87V82H89ZM104 81V82H103ZM111 81V80H110ZM109 81V82H110ZM41 82H43V81H41ZM76 82H77V79H76ZM94 82V81H93ZM163 83V85H162V83ZM2 83H4L3 81H2ZM8 83V82H7ZM10 83V82H9ZM37 83V82H36ZM82 83V82H81ZM113 83H114V79H113ZM167 83H169V85L167 84ZM11 84H14V83H11ZM45 84V83H44ZM80 84V83H79ZM89 84V83H88ZM115 85H116V83H114ZM134 84V83H133ZM165 84V85H164ZM102 85L101 86H99V89L102 87ZM135 85V84H134ZM137 85V84H136ZM38 86V85H37ZM89 86H90V84H89ZM105 86V85H104ZM112 86V85H111ZM13 89L15 88V87H12ZM68 88H70L69 86H68ZM88 88V87H87ZM87 88H86V91H87ZM104 88H106V87H104ZM104 88H103V90H104ZM112 88V87H111ZM153 88V87H152ZM89 89V88H88ZM133 89H134V87H133ZM138 89H139V87H138ZM146 89V88H145ZM5 90V89H4ZM9 90H10V88H9ZM12 90V89H11ZM16 89H14V91H15ZM22 90H24L23 89V86H22ZM75 90V92H76V90L77 89H74ZM82 90V89H81ZM84 91H85V89H83ZM90 90H91V88H90ZM96 90V89H95ZM95 90H91V91H94L95 92ZM114 90V89H113ZM118 90V89H117ZM30 91V90H29ZM29 91L27 92V93H29ZM85 91V92H86ZM90 91V92H91ZM105 91V90H104ZM135 91V90H134ZM133 91V92H134ZM136 91H137V89H136ZM139 91V90H138ZM4 93H5V91H3ZM56 92V91H55ZM83 92V91H82ZM85 92H84V94L83 95H85ZM110 92V91H109ZM114 92H116V91H114ZM147 92V91H146ZM6 93H8L7 91H6ZM57 93V92H56ZM63 93V92H62ZM104 93V92H103ZM124 93H125V91H124ZM123 93V94H124ZM79 94H81V93H79ZM86 94L88 95L89 94V92L87 91L86 92ZM93 94V93H92ZM96 94V93H95ZM101 94V93H100ZM136 94V93H135ZM169 94H171L172 96H175L174 98H171V97H169L168 95ZM7 94H4V96L3 97H5ZM65 95H66V93H65ZM75 95V94H74ZM77 95H78V92H77ZM97 95V94H96ZM114 95V94H113ZM133 95V94H132ZM143 95V94H142ZM142 95H139V98H140V96H142ZM22 96V95H21ZM21 96L20 97H18V98H20L21 99ZM41 96V95H40ZM76 96V95H75ZM82 96V95H81ZM135 96V95H134ZM134 96H132L133 98H134ZM79 96H77V98H78ZM83 97V96H82ZM84 97H86V96H84ZM91 97V96H90ZM93 97V96H92ZM98 97V96H97ZM96 97V98H97ZM145 97V96H144ZM76 98V99H77ZM89 98V97H88ZM123 98V97H122ZM125 98V97H124ZM124 98H123V100H124ZM84 99V98H83ZM83 99H81L82 101H83ZM105 99V98H104ZM127 99H130V98H126V100ZM144 99H147V102H148V98H144ZM1 100V99H0ZM5 100V99H4ZM37 100V99H36ZM54 100H55V98H54ZM80 100V99H79ZM88 100V99H87ZM92 100H95L94 98L92 99ZM92 100H91V102H92ZM108 100V99H107ZM126 100L124 101V102H126ZM131 101H132V103H133V101L134 100H136V99H134V100H132V99H130ZM149 100H150V98H149ZM174 100V101H173ZM2 101V100H1ZM19 101V100H18ZM38 101V100H37ZM36 101V103L38 104V102ZM76 101V100H75ZM121 101H122V99H121ZM152 101V100H151ZM34 102V101H33ZM77 102V101H76ZM88 102V101H87ZM91 102H89V103H91ZM100 102V101H99ZM102 102H104V101H102ZM129 102V104H132V103H130V101H128ZM137 102H139V100H136V104H137ZM145 103V100H142V103H140V106H142L141 104H143V106H144V103ZM2 102H0V104H1ZM8 103H9V101H8ZM115 103V102H114ZM119 103V102H118ZM121 103V102H120ZM134 103H135V101H134ZM151 103V102H150ZM18 104V103H17ZM47 104V103H46ZM75 104V103H74ZM77 104V103H76ZM87 104V103H86ZM97 104H98V102H97ZM96 104V105H97ZM101 104V103H100ZM100 104H98V105H100ZM113 103L111 102V105H112ZM127 104V103H126ZM127 105V106H125V107H127V108H129L128 106H131V105ZM145 104H148L149 105V103H145ZM30 105V104H29ZM45 105V104H44ZM115 105L117 106V103H115ZM139 105V104H138ZM137 105V106H138ZM147 105V106H148ZM37 106V105H36ZM89 106V105H88ZM104 107L105 106H107L106 104L105 105H103ZM120 106H122V105H120ZM119 106V107H120ZM135 106V105H134ZM136 106V107H137ZM160 106V105H159ZM32 107V106H31ZM95 107V106H94ZM98 107V106H97ZM124 106H122V107H120V109L121 108H125ZM163 107V106H162ZM29 108V107H28ZM100 108V107H99ZM107 108H109V109H111L110 108V106L109 107H107ZM106 108V109H107ZM113 109H114V107H112ZM116 108V107H115ZM132 108V107H131ZM160 108V107H159ZM35 109V108H34ZM92 109V108H91ZM94 109V108H93ZM105 109V110H106ZM112 109V110H113ZM134 110H131V111H133V112H135V108H133ZM29 110V109H28ZM80 110V109H79ZM83 110V109H82ZM96 110V109H95ZM104 110V111H105ZM112 110H110V111H112ZM118 111H120L119 109H117ZM116 110V111H117ZM128 111L130 110V108L129 109H127ZM156 110V109H155ZM30 111V110H29ZM89 111H90V107H89ZM92 111H94V110H92ZM97 111V110H96ZM115 111V112H116ZM118 111H117V113H118ZM25 112L28 114V115H30V114H32V113H29L27 110H25ZM36 112V111H35ZM34 112V113H35ZM123 112H124V110H123ZM40 113V112H39ZM81 113V112H80ZM104 113V112H103ZM158 113H160V111H158ZM162 113H164L165 114V112H162ZM19 114V113H18ZM17 114V115H18ZM36 114H37V112H36ZM77 114V113H76ZM92 114V113H91ZM102 114V113H101ZM113 114V113H112ZM120 114V113H119ZM133 113L131 112V115H132ZM140 114V113H139ZM64 115V114H63ZM162 115V114H161ZM183 115V117H184V115H186V118L185 119H182V116ZM20 116V115H19ZM33 116V115H32ZM94 116V115H93ZM99 116V115H98ZM98 116H97V118H98ZM120 116V115H119ZM140 116V115H139ZM147 116H148V114H147ZM156 116H159V114H157ZM1 117V116H0ZM2 117H4V114H3V116ZM2 117H1V120H2ZM18 117V116H17ZM17 117H16V119H17ZM31 117V116H30ZM33 117H35V115L33 116ZM36 117H37V115H36ZM58 117V116H57ZM59 117H61V116H59ZM73 117V116H72ZM96 117V116H95ZM102 117V116H101ZM100 117V118H101ZM107 117V116H106ZM112 117H113V115H112ZM117 117H118V115H117ZM117 117H114V118H117ZM127 117V116H126ZM129 117V116H128ZM127 117V118H128ZM135 117H137L138 118V115H136ZM145 117V116H144ZM160 118L162 117V116H159ZM159 117H157V118H159ZM7 118V117H6ZM65 118V117H64ZM84 118H85V116H84ZM131 118V117H130ZM140 118H141V116H140ZM149 119H150V117H148ZM147 118V119H148ZM154 118V117H153ZM36 119H38V118H36ZM43 119H44V117H43ZM54 119H55V117H54ZM69 119V118H68ZM90 119V118H89ZM118 119V118H117ZM116 119V120H117ZM120 119V118H119ZM132 119V118H131ZM136 119V118H135ZM156 119V118H155ZM3 120H4V118H3ZM14 120V119H13ZM57 120H58V118H57ZM72 120H73V118H72ZM75 120V119H74ZM91 120H92V118H91ZM97 120V119H96ZM112 120H114V119H112ZM116 120H114V121H116ZM128 120V119H127ZM6 121V120H5ZM37 121V120H36ZM44 121H46V120H44ZM68 121V120H67ZM86 121H88V117L86 118ZM105 121V120H104ZM103 121V122H104ZM125 121V120H124ZM134 120H132V121H130V122H133ZM155 122H156V120H154ZM166 121H167V119H166ZM165 121V122H166ZM70 122V121H69ZM93 122H94V118H93V121L91 122V123H89L88 122V124H92L93 125ZM96 122V121H95ZM99 122H101V121H99ZM120 122V121H119ZM150 122V121H149ZM148 122V123H149ZM155 122H153V123H155ZM40 123V122H39ZM57 123H59V122H57ZM97 124H98V121L96 122ZM95 123V124H96ZM102 123V122H101ZM112 123V125H113V121L111 122ZM121 123V122H120ZM129 123V122H128ZM141 123V122H140ZM146 123V122H145ZM147 123V124H148ZM158 123V122H157ZM4 124H5V122H4ZM9 124V123H8ZM20 124V123H19ZM85 124V123H84ZM96 124V125H97ZM110 124V123H109ZM138 124V123H137ZM137 124H135L136 126H138ZM142 124H143V121H142ZM39 125V124H38ZM44 125V124H43ZM42 125V126H43ZM45 125H47L46 124V122H45ZM66 125H67V123H66ZM66 125H64V126H66ZM83 125V124H82ZM91 125V126H92ZM95 125V126H96ZM134 125V126H135ZM141 125V124H140ZM149 125H150V123H149ZM161 125H163V122H162V124ZM18 126V125H17ZM21 126V125H20ZM40 126V125H39ZM50 126V125H49ZM48 126V127H49ZM102 126H103V124H102ZM115 126V125H114ZM122 126V125H121ZM124 126V129H127V127H125V125H123ZM134 126H132V127H134ZM143 126V125H142ZM151 126V125H150ZM168 126H170V125H167L166 127H168ZM177 126V125H176ZM7 127V126H6ZM83 127H87V126H83ZM132 127H129V128H132ZM171 127V126H170ZM18 128V127H17ZM39 128V127H38ZM54 127H52V129H53ZM89 128H90V126H89ZM88 128V129H89ZM101 128V127H100ZM104 128V127H103ZM120 128H123V127H120ZM134 128H136V127H134ZM133 128V129H134ZM157 128H158V126H157ZM29 129V128H28ZM92 129V128H91ZM113 129V128H112ZM123 129V131H125ZM146 129V128H145ZM150 129H151V127H150ZM163 129V128H162ZM18 130V129H17ZM20 130V129H19ZM30 130V129H29ZM49 130H50V128H49ZM95 130H97L96 128H95ZM94 130V131H95ZM106 130H107V128H106ZM105 130V131H106ZM117 131V134H118V131L119 130H116ZM115 131V132H116ZM129 131V130H128ZM139 131H140V135L142 134L141 133V131L143 132V130L142 129H140V130H135V133H139ZM146 131V130H145ZM145 131H144V133H145ZM150 131V130H149ZM3 132V131H2ZM15 132H17L16 130H15ZM29 132V131H28ZM42 132V131H41ZM97 132H98V130H97ZM132 132V131H131ZM134 132V131H133ZM146 132H148V131H146ZM155 132H157V131H155ZM162 132H164L163 130H162ZM168 132V133H169ZM21 133H22V131H21ZM21 133H20V135L19 136H21ZM51 133V132H50ZM105 133V132H104ZM149 133V132H148ZM151 133V132H150ZM19 134V133H18ZM23 134H24V132H23ZM33 134V133H32ZM111 134V133H110ZM122 134V133H121ZM165 134V133H164ZM76 135V134H75ZM124 135V134H123ZM122 135V136H123ZM126 135V134H125ZM129 135H130V132H129ZM133 135V134H132ZM131 135V136H132ZM135 135V134H134ZM133 135V136H134ZM147 134L145 133V135L143 134V138H144V136H146ZM159 134H157V136H158ZM202 135H204V136H202ZM14 136H16V135H14ZM14 136H13V139H14ZM25 137H26V135H24ZM95 136V135H94ZM138 136V135H137ZM157 136L155 137V140H154V142H156V138H157ZM6 137V136H5ZM11 137V136H10ZM24 137V138H25ZM33 137H35V136H33ZM32 137V138H33ZM75 137V136H74ZM85 137V136H84ZM136 137V136H135ZM149 137H151V135L149 136ZM148 137V138H149ZM164 137V135H162V138ZM180 137V138H181ZM8 138V137H7ZM12 138V137H11ZM11 138H9V139H11ZM17 138V137H16ZM15 138V139H16ZM23 138V139H24ZM127 138V137H126ZM143 138H141L140 139V142L139 143H141V142H143L144 141V139ZM165 138V137H164ZM195 138H197V137H195ZM21 139V138H20ZM49 139V138H48ZM63 139V138H62ZM132 139V138H131ZM192 139H194V137H192ZM200 139V138H199ZM204 139V138H203ZM12 140V139H11ZM22 140V139H21ZM21 140H19V141H21ZM26 140H28V139H26ZM32 140V139H31ZM139 140V139H138ZM142 140V141H141ZM207 140V139H206ZM13 141V140H12ZM17 141V140H16ZM18 141V142H19ZM34 141V140H33ZM95 141V140H94ZM93 141V142H94ZM103 141V140H102ZM193 141H195V139L193 140ZM197 141V140H196ZM195 141V142H196ZM6 142H7V139H6ZM5 142V143H6ZM10 142V141H9ZM27 142V141H26ZM42 142V141H41ZM67 142V141H66ZM114 142V141H113ZM132 142V141H131ZM147 142V141H146ZM152 143L151 145H150V148H152V150L154 149L155 150V148H154V145H155V143ZM163 142V141H162ZM198 142V141H197ZM28 143H30V140L28 141ZM103 143V142H102ZM203 143H204V141H203ZM219 143V142H218ZM217 143V144H218ZM10 144H12V142L11 143H9V145ZM19 144H20V142H19ZM40 144V143H39ZM44 144H46V143H44ZM132 144H133V142H132ZM144 144V143H143ZM154 144V145H153ZM158 144H161V143H158ZM191 144V143H190ZM188 145V147H190L192 144H194V143H192L191 145ZM216 144V143H215ZM8 145V146H9ZM18 145V144H17ZM29 145H31V144H29ZM34 145H35V143H34ZM37 145H38V142H37ZM93 145V144H92ZM102 145V144H101ZM104 145V144H103ZM134 145V144H133ZM204 145H206V144H204ZM203 145V146H204ZM221 145V144H220ZM11 146V145H10ZM19 146V145H18ZM25 146V145H24ZM69 146V145H68ZM78 146V145H77ZM97 146V145H96ZM96 146L94 147V148H96ZM99 146V145H98ZM110 146V145H109ZM139 146H140V144H139ZM144 146V145H143ZM145 146H146V144H145ZM151 146H153V147H151ZM161 146V145H160ZM159 146V147H160ZM200 146V145H199ZM228 146V147H229ZM129 147H130V145H129ZM133 147V146H132ZM132 147H130V148H132ZM135 147V146H134ZM155 147H157L156 145H155ZM164 147H165V145L163 146V148H162V150L164 149ZM188 147H187V149H188ZM14 148V147H13ZM12 148V149H13ZM15 148H16V146H15ZM36 148V147H35ZM85 148V147H84ZM91 148H93L92 146H91ZM93 148V149H94ZM99 149H100V147H98ZM107 148V147H106ZM109 148V147H108ZM112 148V147H111ZM139 148V147H138ZM149 148V144H148V149H150ZM158 148V147H157ZM18 149V148H17ZM86 149V148H85ZM99 149H97V150H99ZM136 149V148H135ZM186 149V148H185ZM190 149V148H189ZM211 149H212V151H211ZM218 149H222L221 148V146H220V148H218V146H217V150ZM24 149H22V151H23ZM33 150V149H32ZM37 150V149H36ZM41 150H43V149H41ZM47 150V149H46ZM102 150V149H101ZM107 150V149H106ZM156 150H158V149H156ZM159 150H160V148H159ZM191 150V149H190ZM197 150V149H196ZM227 151H228V149H226ZM10 151H12V150H10ZM15 151H16V149H15ZM45 151V150H44ZM90 151V150H89ZM172 151V150H171ZM170 151V153H172ZM187 151V150H186ZM185 151V152H186ZM24 152L26 153V151L24 150ZM32 152H34V151H32ZM84 152H86V151H83V153ZM107 152V151H106ZM136 152H138V150L136 151ZM158 151H156V153H157ZM160 152V151H159ZM163 152V151H162ZM197 152V151H196ZM6 153V152H5ZM15 152H13V155L15 156V154H14ZM147 154H148V152H146ZM145 153V154H146ZM166 153H168V152H166ZM189 153H190V151H189ZM194 152L191 150V154L189 155V157H191V155L193 154ZM8 154H10V153H8ZM19 154V153H18ZM22 154V153H21ZM33 154V153H32ZM79 154V153H78ZM91 154V153H90ZM101 154V153H100ZM131 154H133V153H131ZM150 154V153H149ZM152 154V153H151ZM155 154V153H154ZM158 154V153H157ZM184 153H182V155H183ZM5 155V154H4ZM20 155V154H19ZM30 155V154H29ZM34 155V154H33ZM77 155V154H76ZM75 155V156H76ZM103 155V154H102ZM141 155V154H140ZM156 155V154H155ZM160 155V154H159ZM169 155H171V154H169ZM199 155V154H198ZM197 155V156H198ZM18 156V155H17ZM28 156V155H27ZM37 156V155H36ZM41 156V155H40ZM74 156V157H75ZM134 156V155H133ZM132 156V157H133ZM158 156V155H157ZM156 156V157H157ZM178 156V155H177ZM180 156V155H179ZM12 157V159L14 158L13 156H11ZM72 157H73V155H72ZM71 157V158H72ZM104 157V156H103ZM129 157V159H130V156H128ZM128 157H127V159H128ZM135 157V156H134ZM167 157V156H166ZM171 157V156H170ZM173 157V159H174V156H172ZM188 157V156H187ZM192 157H193V155H192ZM191 157V160L193 161V158L194 159H196V156L195 157H193L192 158ZM6 158V157H5ZM8 158H10V155H9V157ZM8 158H7V160H8ZM37 158H39V157H37ZM70 158V157H69ZM136 158V157H135ZM141 158V157H140ZM175 158H176V156H175ZM11 159V158H10ZM31 159V158H30ZM36 159V158H35ZM43 159H46V158H43ZM76 160L77 159H79V158H75ZM137 159H139V158H137ZM136 159V160H137ZM143 159V158H142ZM151 159H152V156H151ZM164 159H166L165 158V156H164V158L162 159V160H164ZM189 158H187L186 159V157H185V160H188ZM32 160V159H31ZM42 160V159H41ZM48 160V159H47ZM46 160V161H47ZM162 160H160V161H162ZM169 160H171V159H169ZM168 160V161H169ZM174 160H176V159H174ZM9 161V160H8ZM15 161V160H14ZM40 161V160H39ZM38 161V162H39ZM43 161V160H42ZM41 161V162H42ZM45 161V164L47 163ZM78 161V160H77ZM102 161H103V159H102ZM131 161V160H130ZM140 162L141 161V159L140 160H137V162ZM173 161V160H172ZM171 161V162H172ZM190 160H188V162H189ZM202 161L204 162L205 160H203L202 159ZM202 161H201V163H200V161L198 162V163H200V165L202 164ZM16 162V161H15ZM132 162V161H131ZM136 162V161H135ZM151 162H152V160H151ZM175 161H173L172 162V164L174 163ZM184 162V161H183ZM194 162V161H193ZM206 162H204V163H206ZM4 163H5V159H4ZM9 163V162H8ZM14 162H12L11 161V163H9V165H11V164H13ZM27 163V162H26ZM32 163V162H31ZM72 163V162H71ZM75 163V162H74ZM149 163V162H148ZM161 163V162H160ZM163 163V162H162ZM17 164H19V163H17ZM35 164V163H34ZM110 164V163H109ZM147 164V163H146ZM152 164V163H151ZM157 164V163H156ZM158 164H159V162H158ZM164 164H166L165 163V161H164ZM181 164H183L182 162H181ZM180 163L178 164V167L179 166H182ZM186 164H187V162H186ZM193 164V163H192ZM192 164H191V166H192ZM15 165V164H14ZM13 165V167H15ZM31 165V164H30ZM37 165V164H36ZM42 166L41 167H43V162H42V164H41ZM50 165H52V164H50ZM49 165V166H50ZM69 165V164H68ZM131 165V164H130ZM129 165V166H130ZM150 164H147V166H149ZM163 165V164H162ZM199 165V167L197 166V168H200V170H201V168L203 169V172L205 171V172H207L206 170H207V168H205V167H202V165L200 166ZM2 166H4L5 167V165L3 164ZM1 166V164H0V167H2ZM21 166H23L22 164H21ZM45 166V165H44ZM128 166V165H127ZM132 166V165H131ZM139 166V165H138ZM142 166H144V164L143 165H141V167ZM152 166V165H151ZM150 166V167H151ZM166 166H170L171 167V164H169V165H166ZM20 167V166H19ZM54 167L56 168V166L54 165ZM73 167V166H72ZM136 167V166H135ZM140 167V168H141ZM23 168H24V166H23ZM44 168H48L47 167V164H46V167H44ZM51 168V167H50ZM140 168H139V171H140ZM157 168V167H156ZM159 168H160V166H159ZM158 168V170H160ZM162 168V167H161ZM164 168V167H163ZM166 168V167H165ZM164 168V169H165ZM173 167H171V169H172ZM180 168V167H179ZM190 168H192V167H190ZM196 168V169H197ZM13 169V168H12ZM20 169V168H19ZM18 169V170H19ZM25 169V171L27 170L26 169V167L24 168ZM107 169V168H106ZM143 169H144V167H143ZM164 169H163V172H164ZM167 169V168H166ZM166 169H165V171H166ZM177 169V168H176ZM206 169V170H205ZM40 170V169H39ZM43 170V169H42ZM46 170V169H45ZM55 169H53V171H54ZM136 170V169H135ZM142 170V169H141ZM189 170V169H188ZM15 171V169L13 170V172ZM28 171H30V170H28ZM38 171V170H37ZM56 171V170H55ZM139 171H137L136 170V172H139ZM156 171H157V169H156ZM172 171V170H171ZM177 171H180V173H181V169H177L176 170V172ZM210 171V170H209ZM18 172V173H17ZM19 172L20 171H15V173L16 174H19ZM77 172V171H76ZM91 172V171H90ZM123 172H125V169H124V171ZM132 172V171H131ZM130 172V173H131ZM141 172H143V170L141 171ZM162 172V171H161ZM169 172V171H168ZM176 172H173L174 174L176 173ZM195 172V171H194ZM201 172H202V170H201ZM202 172V173H203ZM210 172V173H211ZM15 173H14V175H15ZM22 173V172H21ZM61 173V172H60ZM60 173H59V175H60ZM105 173V172H104ZM104 173H103V175H104ZM121 173V172H120ZM119 173V174H120ZM133 173H135V172H133ZM172 173V174H173ZM180 173H176V175L178 174H180ZM210 173H209V175H210ZM10 174V173H9ZM11 174H13V173H11ZM34 174V173H33ZM55 174V173H54ZM84 174V173H83ZM122 174V173H121ZM173 174V176H175ZM201 174V173H200ZM199 174V175H200ZM237 174H239V172H237ZM20 175V174H19ZM23 175H27L25 172H24V174L22 173L21 174V176H23ZM31 175V174H30ZM100 175V174H99ZM106 175V174H105ZM123 175V174H122ZM126 175V174H125ZM207 175V174H206ZM213 175H210L211 177L213 176ZM5 176V175H4ZM13 176V175H12ZM12 176H9V177H12ZM17 176L18 175H16V179H17ZM21 176H19V177H21ZM78 176V175H77ZM83 176V175H82ZM81 176V177H82ZM121 176V175H120ZM130 176V175H129ZM170 176H171V173H170ZM171 177V179H169V180H173L174 179V177ZM180 176V175H179ZM179 176H177V177H179ZM202 176V175H201ZM260 176H261V179H260ZM6 177V176H5ZM15 177V176H14ZM18 177V178H19ZM28 177H32V175L31 176H28ZM28 177H26L27 179H28ZM103 177V176H102ZM122 177H124V176H122ZM176 177V176H175ZM204 177V176H203ZM203 177H200L199 179L200 180H198V181H201V180H203V181H205V179L207 180V178L209 179V176H207V177H204L205 179H203ZM223 177V176H222ZM24 177H22L21 178V180L23 179ZM29 178V179H30ZM33 178V177H32ZM78 178V177H77ZM83 178V177H82ZM131 178V177H130ZM170 178V177H169ZM173 178V179H172ZM213 178V177H212ZM6 179V178H5ZM26 179V180H27ZM29 179L27 180V181H29ZM41 179V178H40ZM46 179V178H45ZM57 179V178H56ZM55 179V180H56ZM160 179V178H159ZM165 179V178H164ZM178 179V178H177ZM190 179V178H189ZM196 179V177L194 178V180ZM198 179V178H197ZM238 179H239V177H238ZM241 179V178H240ZM260 179V180H259ZM24 180L25 179H23V182H24ZM32 180H36V179H32ZM47 180V179H46ZM93 180V179H92ZM96 180H98V179H96ZM125 180V179H124ZM145 180V179H144ZM163 180V179H162ZM168 180V181H169ZM193 180V181H194ZM211 180H213V179H211ZM210 180V181H211ZM10 180H8L7 182H9ZM18 181V180H17ZM16 181V182H17ZM26 181V182H27ZM38 182H36V183H38L36 186H39L40 184H39V179L37 180ZM44 180H41V182H43ZM80 181V180H79ZM171 181H170V183H171ZM186 181H190V180H186ZM196 181V180H195ZM194 181V182H195ZM197 181V182H198ZM209 181V183H211ZM242 181H240V182H242ZM257 181H259V182H257ZM261 181V182H260ZM19 182V181H18ZM18 182H17V184H18ZM73 182V181H72ZM75 182V181H74ZM87 181H85V183H86ZM167 182V181H166ZM191 182V181H190ZM197 182L195 183V185L197 186ZM254 182V183H253ZM5 183V182H4ZM33 183H35V181L33 182ZM35 183V184H36ZM44 183V182H43ZM46 183V182H45ZM83 183V182H82ZM84 183V184H85ZM173 183H176V182H173ZM177 183H178V181H177ZM185 183V182H184ZM8 184V183H7ZM13 184V183H12ZM47 184H49V181H47ZM51 184V183H50ZM169 184V183H168ZM205 184V183H204ZM203 184V185H204ZM10 185H11V183H10ZM78 185V184H77ZM170 185V184H169ZM173 185V184H172ZM172 185H170V186H172ZM176 185V184H175ZM175 185H173L172 187H174ZM181 185L183 186L184 184L181 182ZM180 185V187H182ZM217 185H219V183H216L215 181L213 182V190L215 191L216 190V188H218V186ZM5 186H6V184H5ZM8 186V185H7ZM71 186H73L72 184H71ZM166 186V185H165ZM177 186V185H176ZM175 186V187H176ZM194 186V185H193ZM237 186V185H236ZM236 186H235V188H236ZM242 186H243V184H242ZM242 186L238 189V192L240 191V190H244V188H242ZM246 186V185H245ZM14 186H11V190H10V193L11 192H13V190H12V188H13ZM43 187V186H42ZM41 187V188H42ZM49 187V186H48ZM52 187V186H51ZM87 187V186H86ZM116 187V186H115ZM149 187V186H148ZM171 187V188H172ZM191 187V186H190ZM190 187H189V190H190ZM195 187V186H194ZM199 187H201V186H199ZM199 187H196L195 188V190L197 189V190H200L199 189ZM7 188V187H6ZM39 188H40V186H39ZM70 188V187H69ZM178 188V187H177ZM183 188H185V185H184V187ZM187 188V187H186ZM203 188V187H202ZM9 189V188H8ZM78 189V188H77ZM80 189V188H79ZM188 189V188H187ZM186 189V190H187ZM193 190H194V188H192ZM204 189V188H203ZM224 189V188H223ZM1 190V189H0ZM5 190V189H4ZM3 189H2V191L4 192V194L5 193H7L6 191H4ZM67 190V189H66ZM108 190V189H107ZM150 190V189H149ZM178 190V189H177ZM177 190H176V193H178L177 192ZM194 190V191H195ZM206 190L207 191H209L210 190V188L208 189V188H206ZM2 191H0V197H2L1 195V192ZM91 191V190H90ZM103 191V190H102ZM160 191H162V190H160ZM201 191V190H200ZM199 191V192H200ZM206 191V192H207ZM228 192H229V188H228V190H227ZM245 191H243V193L245 192ZM264 191V190H263ZM49 192V191H48ZM86 192V191H85ZM95 192V191H94ZM112 192V191H111ZM133 192H135V191H133ZM148 192V191H147ZM183 192V191H182ZM199 192H196L195 194H199ZM202 192V191H201ZM210 192H212L211 190H210ZM227 192V193H228ZM9 193V195H11ZM51 193V192H50ZM68 193V192H67ZM98 193V192H97ZM122 193V192H121ZM160 193H162V192H160ZM170 193H171V191H170ZM185 193V192H184ZM219 193V192H218ZM231 193V192H230ZM237 192H235V194H236ZM249 193H250V191H249ZM249 193L247 194V195H249ZM254 193V192H253ZM264 193V192H263ZM263 193H262V195H263ZM66 194V193H65ZM94 194V193H93ZM99 194V193H98ZM106 194V193H105ZM194 194V195H195ZM201 194V193H200ZM206 194V193H205ZM238 194V193H237ZM257 194H258V196H260L261 195V192H260V194H259V192H257ZM17 195V194H16ZM64 195V194H63ZM75 195V194H74ZM81 195V194H80ZM92 195V194H91ZM114 195V194H113ZM129 195V194H128ZM155 195V194H154ZM160 195V194H159ZM163 195V194H162ZM178 195H179V193H178ZM187 195V194H186ZM209 195V194H208ZM208 195H207V197H208ZM211 196L213 195L212 193L210 194ZM6 196V195H5ZM83 196V195H82ZM90 196V195H89ZM106 196H107V194H106ZM115 196V195H114ZM141 196H142V194H141ZM180 196V195H179ZM184 196H185V194H184ZM223 196V195H222ZM225 196V195H224ZM228 196V195H227ZM242 196H244V195H242ZM241 196V197H242ZM245 196H246V194H245ZM8 197V196H7ZM53 197H55V196H53ZM61 197H63V196H61ZM74 197V196H73ZM80 197V196H79ZM101 197V196H100ZM103 197H104V195H103ZM108 197V196H107ZM112 197V196H111ZM110 197V198H111ZM140 197V196H139ZM151 197V196H150ZM150 197L148 196V198H149V200H150ZM159 197V196H158ZM157 197V198H158ZM163 197V196H162ZM164 197H165V195H164ZM175 197V196H174ZM228 197H230V196H228ZM235 197H237V196H235ZM9 198H11V197H9ZM8 198V199H9ZM89 198V197H88ZM92 198H95V197H92ZM102 198V197H101ZM201 198V197H200ZM203 198H205V197H203L202 196V199ZM212 198V197H211ZM239 198V197H238ZM253 198H255V197H253ZM19 199V198H18ZM61 199V198H60ZM64 199V198H63ZM69 199V198H68ZM105 199V198H104ZM108 199V198H107ZM116 199V198H115ZM136 199V198H135ZM161 199V198H160ZM178 199V197L176 198V200ZM207 199V198H206ZM206 199H205V202H206ZM218 199V198H217ZM225 199H229V198H225ZM232 199V198H231ZM241 199V198H240ZM243 199V198H242ZM241 199V200H242ZM244 199L246 200V199H248V198H246V197H244ZM251 199V198H250ZM258 199V197H256V199L255 200H257ZM1 200V199H0ZM4 200V199H3ZM50 200H52V199H50ZM81 200V199H80ZM102 200V199H101ZM116 200H118V199H116ZM124 200V199H123ZM183 201H184V197H183V199H182ZM201 200V199H200ZM199 200V201H200ZM249 200V199H248ZM247 200V201H248ZM13 201V200H12ZM16 201H17V199H16ZM21 201V200H20ZM85 201H87V199L85 200ZM151 201V200H150ZM149 201V202H150ZM181 201V200H180ZM182 201V202H183ZM189 201H191L190 199H189ZM197 204H199L198 203V200H194ZM193 201V203H195ZM210 201H211V199H210ZM236 201V200H235ZM240 201V200H239ZM251 201H252V199H251ZM254 201V200H253ZM2 202V201H1ZM47 202V201H46ZM70 202V201H69ZM75 202V201H74ZM79 202V201H78ZM83 202V201H82ZM135 202V201H134ZM154 202V201H153ZM170 202H171V200H170ZM187 202L188 201H184V203H186L187 204ZM204 201L202 202V203H205ZM214 203V205H216V203H215V201H213ZM227 202V201H226ZM225 202V203H226ZM236 202H238V201H236ZM235 202V203H236ZM21 203V202H20ZM86 203V202H85ZM96 203H97V201H96ZM124 203V202H123ZM176 203H178V202H176ZM192 202H191V205L193 204ZM201 203V202H200ZM201 203V204H202ZM209 203V204H208ZM234 203V204H235ZM13 204V203H12ZM40 204V203H39ZM90 204V203H89ZM95 204V203H94ZM156 204V203H155ZM206 204H208V206H211L210 205V202H209V200L207 201V203ZM202 205L204 208H205V210L206 209H208L207 207V205ZM213 204H212V207L211 208H209V209H213L215 206H213ZM262 204V203H261ZM15 205H16V203H15ZM13 206V209L15 210L16 209V211L18 210V212H19V209L22 211L23 209L22 208H20L21 207V205H20V207H19V209H17L16 208V206H18L19 205V203H18V205H16V206ZM76 205V204H75ZM88 205V204H87ZM121 205V204H120ZM191 205H188V206H190V209H192L191 207ZM193 205H195V204H193ZM223 205V204H222ZM221 205V206H222ZM43 206H45V205H43ZM83 206H85V205H83ZM92 206V205H91ZM109 206H111V205H109ZM227 206V205H226ZM254 206V205H253ZM257 206V205H256ZM70 207H71V202H70ZM147 207V206H146ZM169 207V206H168ZM182 207V206H181ZM225 206H223V208H224ZM234 206L232 205V208H233ZM28 208V207H27ZM32 208V207H31ZM73 208V207H72ZM89 208V207H88ZM87 208V209H88ZM91 208V207H90ZM133 208H134V206H133ZM194 208V210H195V207H193ZM227 208H228V206H227ZM236 208V207H235ZM248 208V207H247ZM13 209H10V210H13ZM40 209H42V211L43 210H46V209H43V208H40ZM95 209V208H94ZM209 209L208 210H204L205 212H207V213H209ZM249 209V208H248ZM26 210H28V209H26ZM63 210V209H62ZM70 210V209H69ZM74 210V209H73ZM90 210V209H89ZM193 210V209H192ZM203 210V209H202ZM233 210H234V208H233ZM247 210V209H246ZM40 211V210H39ZM49 211V210H48ZM71 211V210H70ZM87 211V210H86ZM92 211V210H91ZM109 211V210H108ZM161 211H162V209H161ZM211 211V210H210ZM217 211V210H216ZM215 211V212H216ZM219 211V210H218ZM217 211V212H218ZM248 211V210H247ZM13 212V211H12ZM30 212V211H29ZM37 212V211H36ZM47 212V211H46ZM45 212V214L44 213H42L43 214V216H46V214H48V212L46 213ZM64 212V211H63ZM84 212V211H83ZM149 212V211H148ZM176 212V211H175ZM174 212V213H175ZM179 212V211H178ZM215 212H213V214H215ZM249 212H251V211H249ZM22 213V212H21ZM50 213L51 212H49V215H50ZM87 213H89V211L87 212ZM131 213V212H130ZM173 213V214H174ZM192 213H194V212H192ZM192 213H191V215H192ZM196 213V215H197V213H199V212H195ZM38 214H39V212L37 213V216H38ZM66 214V213H65ZM64 214V215H65ZM77 214H79L80 215V213H77ZM123 214H124V212H123ZM129 214V213H128ZM182 214H184V213H182ZM201 214V213H200ZM200 214H198L199 216H200ZM217 214V213H216ZM249 214V213H248ZM49 215H47L46 216V218L49 216ZM78 215V216H79ZM181 215V214H180ZM203 215V214H202ZM244 215L245 214H243L242 216L244 217ZM51 216V215H50ZM68 216V215H67ZM74 216V215H73ZM72 216V217H73ZM190 216V215H189ZM204 216V215H203ZM211 216V215H210ZM232 217L234 216V215H231ZM41 217V216H40ZM54 217V216H53ZM63 217H65V216H63ZM75 217V216H74ZM100 217V216H99ZM123 217H124V215H123ZM134 217H135V215H134ZM148 217V216H147ZM177 217H179V216H177ZM181 217H183V216H181ZM213 217V216H212ZM211 217V218H212ZM249 217V216H248ZM20 218H21V216H20ZM42 218V217H41ZM45 218V219H46ZM70 218H71V216H70ZM83 218V217H82ZM174 218V217H173ZM180 218V217H179ZM186 218V217H185ZM196 217H194V219H195ZM207 218H208V215H207ZM216 218V217H215ZM230 218V217H229ZM234 218V217H233ZM245 218V217H244ZM243 218V219H244ZM2 217H1V219H0V221H2ZM22 219V218H21ZM40 219V218H39ZM44 219V220H45ZM49 219V218H48ZM50 219H51V217H50ZM64 219V218H63ZM80 219V218H79ZM98 219V218H97ZM124 219V218H123ZM161 219V218H160ZM191 219V218H190ZM209 219V218H208ZM38 220V219H37ZM41 220V219H40ZM39 220V221H40ZM99 220V219H98ZM97 220V221H98ZM186 220V219H185ZM196 220V219H195ZM207 220V219H206ZM230 220H231V218H230ZM226 221V223H228V222H233V221ZM262 220V219H261ZM6 221V219L4 220L3 219V221H2V223H4ZM38 221V222H39ZM42 221V220H41ZM47 221V220H46ZM45 221V222H46ZM52 221V220H51ZM62 221V220H61ZM130 221V220H129ZM174 221H175V218H174ZM207 221H210V220H207ZM212 221V220H211ZM20 222H21V220H20ZM23 222V221H22ZM32 222V221H31ZM36 222V221H35ZM37 222V223H38ZM75 222V221H74ZM120 222H122V221H120ZM184 222V221H183ZM187 222V221H186ZM262 222V221H261ZM1 223V224H2ZM36 223V224H37ZM95 223H96V221H95ZM112 223V222H111ZM169 223V222H168ZM253 223V222H252ZM256 223V222H255ZM5 224H7V223H5ZM16 224V223H15ZM31 224V223H30ZM42 224V223H41ZM44 225H45V223H43ZM48 224H50V221L48 220V223H46V225H48ZM84 224V223H83ZM93 224V223H92ZM107 224V223H106ZM114 224V223H113ZM127 224V223H126ZM156 224V223H155ZM169 224H171V223H169ZM178 224V223H177ZM176 224V225H177ZM181 224H182V222H181ZM181 224H179V225H177L178 227H180V225ZM186 224V223H185ZM229 224L230 223H228L226 226H229ZM237 224V223H236ZM2 225H4V224H2ZM11 225V224H10ZM10 225L8 226V227H10ZM51 225V224H50ZM87 225H88V223H87ZM208 226H209V224H207ZM5 226V225H4ZM12 226V225H11ZM114 226V225H113ZM121 226V225H120ZM165 226H166V224H165ZM235 226V225H234ZM53 227V226H52ZM124 227H125V224H124ZM175 227V226H174ZM183 227V226H182ZM231 227V226H230ZM18 228V227H17ZM92 228V227H91ZM90 228V229H91ZM166 228V227H165ZM169 228V227H168ZM173 228V227H172ZM184 228V227H183ZM233 228V227H232ZM7 229V228H6ZM9 229V228H8ZM44 229V228H43ZM56 229V228H55ZM115 229H117L116 227H115ZM121 229H122V226H121ZM127 229V228H126ZM129 229H130V227H129ZM167 229V228H166ZM170 229V228H169ZM174 229H176V228H174ZM174 229H173V231H174ZM180 229V228H179ZM254 229V228H253ZM257 229V228H256ZM21 230V229H20ZM59 230V229H58ZM81 230V229H80ZM87 229L85 228V231H86ZM128 230V229H127ZM263 230V229H262ZM262 230H259L258 232H262ZM11 231V230H10ZM15 231V230H14ZM21 231H23V229L21 230ZM84 231V232H85ZM143 231H144V229H143ZM159 231V230H158ZM181 231V230H180ZM179 231V232H180ZM233 231V230H232ZM231 231V232H232ZM255 231V230H254ZM17 232H19V231H17ZM80 233H81V231H79ZM115 232V231H114ZM141 232V231H140ZM159 232H161V231H159ZM156 233H157V231H156ZM172 233V232H171ZM183 233V232H182ZM253 233V232H252ZM252 233H251V235H252ZM46 234V233H45ZM45 234L43 235L44 237H45ZM49 234V233H48ZM84 234V233H83ZM115 234V233H114ZM130 234H131V232H130ZM178 234V233H177ZM176 234V235H177ZM186 234V233H185ZM190 234V233H189ZM203 234V233H202ZM207 234H209V233H207ZM257 234L258 233H256L255 235L257 236ZM82 235V234H81ZM80 235V236H81ZM85 235V234H84ZM135 235V234H134ZM155 235V234H154ZM196 235V234H195ZM204 235V237H205V234H203ZM211 235H213V234H211ZM218 235V234H217ZM236 235V234H235ZM243 235V234H242ZM242 235H240V237L242 236ZM248 235V234H247ZM40 236V235H39ZM56 236H58V234H56ZM117 236V235H116ZM120 236H121V234H120ZM152 236H153V234H152ZM156 236V235H155ZM165 236H166V234H165ZM179 236V235H178ZM207 236V235H206ZM215 234L212 236V237H209V239L211 240V238H215ZM261 236V235H260ZM44 237L42 238L43 240H44ZM61 237V236H60ZM83 237V236H82ZM88 237H90V236H88ZM149 237V236H148ZM147 237V238H148ZM151 237V236H150ZM177 237V236H176ZM228 237H230V235L228 236ZM227 237V238H228ZM254 237V236H253ZM18 238V237H17ZM50 238V237H49ZM52 238V237H51ZM62 238V237H61ZM60 238V239H61ZM77 238V237H76ZM187 238H188V236H187ZM197 238V237H196ZM201 238V237H200ZM219 238V237H218ZM237 238V237H236ZM243 238V237H242ZM257 238H258V236L257 237H255V241H252V239H250L251 240V242L253 243H255L256 241H257ZM53 239V238H52ZM58 239V238H57ZM114 239V238H113ZM140 238H138V240H139ZM152 239V238H151ZM154 239V238H153ZM174 239V238H173ZM203 240H204V238H202ZM205 239H206V237H205ZM209 239H207V241L209 240ZM216 239H217V237H216ZM215 239V240H216ZM229 239V238H228ZM145 240V239H144ZM190 240H192V239H189L188 241H190ZM220 240V239H219ZM233 240V239H232ZM237 240V239H236ZM235 240V241H236ZM262 240H264V239H262ZM42 241V240H41ZM52 241H55V239L54 240H52ZM82 241V240H81ZM100 241V240H99ZM153 241V240H152ZM174 241V240H173ZM183 241V240H182ZM187 241V242H188ZM206 240H204V243L206 244V242H205ZM218 241V240H217ZM234 241V242H235ZM238 241V240H237ZM236 241V242H237ZM43 242H45V241H43ZM42 242V243H43ZM79 241L77 240V243H78ZM169 242V241H168ZM175 242V241H174ZM173 242V243H174ZM177 242H178V240H177ZM210 242V241H209ZM219 242V241H218ZM258 242V241H257ZM22 243V242H21ZM51 243H54V242H51ZM109 243V242H108ZM184 243H186V241H184L183 242V244ZM194 243V242H193ZM211 243V242H210ZM217 243V242H216ZM215 243V244H216ZM38 244V243H37ZM36 244V245H37ZM45 244V243H44ZM73 244V243H72ZM131 244V243H130ZM167 244V243H166ZM171 245V248H170V246H169V251L172 249V243H170ZM189 244V243H188ZM187 244V245H188ZM191 244H192V241H191ZM195 244V243H194ZM214 244V245H215ZM8 245V244H7ZM16 245V244H15ZM104 245H105V243H104ZM112 245V244H111ZM127 245H129L128 243H127ZM153 245V244H152ZM195 245H197V244H195ZM253 245V244H252ZM6 246V245H5ZM9 246V245H8ZM108 246V245H107ZM154 246H155V243H154ZM154 246H152V247H154ZM164 245H162L161 247H163ZM167 246V245H166ZM176 246V245H175ZM177 246H179V245H177ZM181 246V245H180ZM7 247V246H6ZM42 247V246H41ZM55 247V246H54ZM71 247V246H70ZM102 247H103V245H102ZM111 248L112 247H114V246H110ZM109 247V248H110ZM165 247V246H164ZM39 248V247H38ZM84 248V247H83ZM116 248V247H115ZM123 247H121V249H122ZM148 248V247H147ZM158 248V247H157ZM181 248H182V246H181ZM188 248V247H187ZM186 248V249H187ZM189 248H190V246H189ZM7 249H9V248H7ZM44 249V248H43ZM46 249V248H45ZM86 249V248H85ZM113 249V248H112ZM124 249V248H123ZM122 249V250H123ZM166 249V248H165ZM10 250H13V249H11L10 248ZM41 250V249H40ZM90 250V249H89ZM156 250V249H155ZM160 250H161V248H160ZM164 250V249H163ZM176 250H177V252H175V254L176 253H178V249L176 248ZM194 250V249H193ZM192 250V251H193ZM202 250H204V249H202ZM53 251V250H52ZM100 251H101V249H100ZM181 251H183V250H181ZM191 251V252H192ZM12 252L13 251H10L9 252V254H12ZM16 252V251H15ZM19 252H22V250L21 251H19ZM18 252V253H19ZM42 252V251H41ZM46 252V251H45ZM51 252V251H50ZM86 252V251H85ZM95 252H98V251H95ZM106 252V251H105ZM113 252H115V251H113ZM112 252V253H113ZM123 252V251H122ZM160 252V251H159ZM171 252V251H170ZM187 252V251H186ZM194 252H196L197 253V250L196 251H193V254H194ZM204 252V251H203ZM208 252H211V251H208ZM215 252V251H214ZM218 252V251H217ZM2 253H7L4 249H3V251H2ZM2 253H0V254H2ZM39 253V252H38ZM57 253V252H56ZM76 253V252H75ZM110 253V252H109ZM121 253V252H120ZM129 253V252H128ZM135 253V252H134ZM167 253H168V251H167ZM172 253V252H171ZM180 253V252H179ZM200 253V252H199ZM16 254V253H15ZM47 254V253H46ZM55 254V253H54ZM99 254V253H98ZM97 254V255H98ZM101 254V253H100ZM122 254V253H121ZM158 254H160V253H158ZM166 254V253H165ZM169 254V253H168ZM173 254H174V252H173ZM173 254H171V256L173 255ZM189 254V253H188ZM192 253H190V255H193ZM20 255H21V253L18 255V254H16V257H14L13 259H12V261L14 260V259H16L17 258V256L18 257H20ZM52 255H53V253H52ZM96 255V256H97ZM108 255V254H107ZM133 255L134 254H132V257H133ZM164 255V254H163ZM181 255V254H180ZM179 255V256H180ZM199 255H201V254H199ZM206 255V254H205ZM208 255V254H207ZM212 255V254H211ZM25 256V255H24ZM23 256V257H24ZM49 256V255H48ZM69 256V255H68ZM101 256V255H100ZM137 256V255H136ZM2 257H4V256H2ZM51 257V256H50ZM53 257V256H52ZM72 257V256H71ZM166 257H167V255H166ZM169 257V256H168ZM186 257H187V254H186ZM196 257V256H195ZM24 258H26V256L24 257ZM35 258V257H34ZM41 260H40V259ZM45 258V257H44ZM54 258V257H53ZM153 258V257H152ZM164 258V257H163ZM171 258V257H170ZM177 258H180V257H177ZM205 258H207V256L205 257ZM10 259V258H9ZM18 259V258H17ZM16 259V261H18L19 262V259L17 260ZM52 259V258H51ZM112 259V258H111ZM111 259H109V260H111ZM234 259V258H233ZM37 260V259H36ZM42 261V257H40V255H39V257H38V260L37 261ZM53 260V259H52ZM108 260V261H109ZM146 260V259H145ZM168 260V259H167ZM171 260V259H170ZM204 260H206V259H204ZM9 262V260H5V262ZM16 261H15V263H16ZM44 261V260H43ZM42 261V262H43ZM48 261V260H47ZM47 261H45V262H47ZM134 261V260H133ZM146 261H148V260H146ZM165 261H166V259H165ZM207 261V260H206ZM236 261V260H235ZM45 262L43 263V264H45ZM138 262V261H137ZM143 262H144V260H143ZM194 262V261H193ZM215 262V260L213 261V264H215L214 263ZM0 263H1V260H0ZM12 263H14V262H11L10 261V264H12ZM49 263H51L50 261H49ZM93 264H94V262H92ZM146 263V262H145ZM145 263H143V264H145ZM155 263H157V262H155ZM170 263H171V261H170ZM204 263H206V262H204ZM2 264V263H1ZM3 264H5V263H3ZM17 264V263H16ZM19 264V263H18ZM22 264V263H21ZM40 264H41V262H40ZM48 264V263H47ZM138 264V263H137ZM146 264H148V263H146ZM210 264V263H209ZM219 264V263H218ZM234 264V263H233Z\"/></svg>","mask_w":264,"mask_h":264}]
</instances>
